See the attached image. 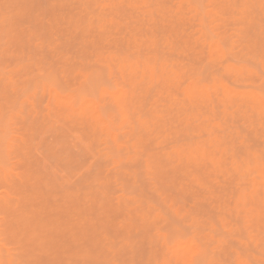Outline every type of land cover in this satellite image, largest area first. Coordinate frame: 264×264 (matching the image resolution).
Returning a JSON list of instances; mask_svg holds the SVG:
<instances>
[{
	"label": "rangeland",
	"instance_id": "rangeland-1",
	"mask_svg": "<svg viewBox=\"0 0 264 264\" xmlns=\"http://www.w3.org/2000/svg\"><path fill=\"white\" fill-rule=\"evenodd\" d=\"M6 1H8V0H6ZM9 1H8L9 3L8 2L5 3L4 0H0V14H3L4 13L3 15H0V30L2 29L0 31V34H2V33L4 34V35H0V39L2 38V39L5 40V43L4 42H0V54H1V56H0V202H1L0 203V259H3L0 262V264H15V263L16 264H51V263H53V261H54L53 264H55V263H57V264H72V263L78 264L79 261H80L79 264H88V263L89 264H93V262L95 264H98L99 261L101 262V264H237L239 261L242 262L241 264H264V255H263L264 254V202H263L264 201V196L263 197H260V196L263 195L262 194V191H263V185H262L263 182L262 181H264V132H263L264 131V126H261V125H264V115H262L263 113L259 112V110L254 109L253 103L251 102L252 100L250 99L251 96H248V94L250 93V90L251 91H257V92H260L262 94H263V90H264V59H263L264 58V29H262L264 27V0H224V3L221 2L222 0H205V1L200 0L201 2H199V3H198L199 0H194V1L193 0H174V1L173 0L172 1L171 0H168V1L167 0H160V1H162V4H161V2L159 3L158 0H143V1L142 0H130V1L129 0H125V1H123V0H121V1L120 0H114V1L113 0H103V2H101L102 0H100V1H98L96 3V4H98L101 7L100 9H98V5L96 6V4H95V2L97 0H91L90 1V4H91V8L93 9V12H94V13L91 12L92 11V9H91L90 12H91L92 16H90L91 15L90 12H89L90 9L89 8L87 9V7H90V5L89 6L86 5V7L84 6V4L86 2H87L86 4H89V0L88 1L85 0L86 2L83 3V5H82V0H81V2L79 0V2H77L75 4H74V2L72 4V0H71L70 1L71 2V5L68 4V1L67 2H64V4H63V2H61V1H66V0H61L60 1L61 3L58 1L59 4H63V6L61 5V7L63 8V13H62V9H60L59 6H57V8H56V5H54L55 3H57V2H54L56 0H54V1L51 0V1L54 2L53 4H51L52 2H50V4L52 5V7L55 6L54 7L55 10L53 12H52V9H51L52 7L50 8V6H51L49 4V1L50 0L49 1H47V0H32L33 5H32L31 0H25V3H24V0H23L22 5L23 6L26 5V6H24L25 7L24 8L21 5L22 8H23L22 11H25V9L27 7V9L29 11L28 10H26V11L28 13L30 12L31 15L28 14L26 11L24 12V14H23L22 11H20V8H21L20 4H21L22 1H20V0L17 1L16 0L18 3L15 2L14 0H9ZM73 1H75V0H73ZM126 1H129V4H128V2L126 3ZM135 1H137V2H135ZM155 1H157V2H155ZM99 2H100V4H99ZM123 2H125V3H123ZM170 2H171V4H169ZM4 3H5V5L6 4L8 5L10 3H11V5L13 4L12 6L8 5L9 7L7 5L5 6V7H8V9H10V11L9 10L8 11L5 10L6 8L4 7ZM16 3L20 7H18L16 5ZM30 3H31V5H30ZM58 3H57V5H58ZM79 3H81L80 5L83 6V8L79 5V6H77V11H76V9H74L75 8L74 6L77 5V4H79ZM113 3H115V5H112ZM197 3H198V6H201V8L197 6ZM215 3H216V5L214 6ZM1 4L3 5L2 8H1ZM116 4L118 6H120V7H118ZM172 4L173 5L175 4L174 7L172 6ZM208 4H210V5L212 4V6L211 7H207ZM130 5L132 6V8L130 7ZM202 5H204V6H202ZM218 5H219L220 8L222 6V8L224 9V11H223V9H222L221 12L220 11H217L216 12V10H213ZM242 5H244L246 7V10H245L244 15L247 18L249 17L250 19H253V25L250 26L251 28L248 27V26H245V25L240 24V20H238L239 15H237L238 14L237 11L236 12L234 11L235 13H233V11H230L229 12V9L230 8H233L234 6H242ZM70 6H72L74 8H72ZM116 6L118 7V9H117ZM125 6L126 7H129L130 10H128V8L122 9L123 7L125 8ZM140 6L143 8V11L141 10L142 8ZM146 6H147V8H145ZM178 6L180 7L179 8L180 10H178ZM225 6H226V8H225ZM228 6H230V7H228ZM65 7L66 8L68 7V8L66 9ZM189 7H195V8L198 7L200 9L197 8L198 10H190ZM251 7H252V9H251ZM261 7H263V8L261 9ZM34 8L36 9V11H34L35 10ZM58 8L60 9L61 14H59L60 12H58L59 11ZM69 8L73 9L74 11L71 10V12H70V10H69V12H68V9ZM156 8H158V10ZM17 9H18V11H17ZM30 9H31L32 12L30 11ZM78 9H80V10L82 9V11H80ZM121 9H122V11L124 13L122 11H120ZM131 9H133V11H131ZM144 9H145V11H148V12H145ZM159 9H160V12H159ZM66 10H67V12H65ZM100 10L102 11V13H101ZM138 10H140V11H138ZM154 10L157 13H155ZM164 10H165V13H164ZM173 10H174V12L171 13V11H173ZM1 11H3V12H1ZM47 11L48 12L50 11V13H48ZM72 11L74 12V14H72L73 13ZM134 11H136V12L138 11L141 14V17L138 16L139 15L138 12L136 13ZM150 11H152V12H150ZM190 11H191V13H190ZM250 11H251V13L249 14ZM11 12H13V13H11ZM15 12H16V16L19 14L18 17L14 16L15 15ZM17 12H19V13H17ZM54 12H55V14H53ZM56 12H57V14H56ZM82 12H84V13L81 14ZM97 12L98 13L99 12L101 13V14L99 13L100 14V18H99V15H98ZM107 12H111L110 16L108 15L109 13H107ZM112 12L115 15L112 14ZM167 12H168V14H167ZM6 13H7L8 17L6 15ZM20 13L22 14V16L20 15ZM35 13H37V14H35ZM38 13H39V16H38ZM43 13H44V15H43ZM47 13L50 16L47 17L46 16ZM67 13H69L68 16L66 15ZM76 13L79 14L80 17L78 15H76ZM129 13H131L134 16V18H133L134 22H133L132 17H131L132 15L129 14ZM152 13H154L155 16H152V15H154ZM162 13H164V14H162ZM226 13H228L227 14L228 16L226 15ZM255 13H256V15H255ZM102 14H104V15H102ZM143 14H145L147 17L145 15L143 16ZM235 14H236V16H233ZM35 15L38 16V19H36V21H35V18H33ZM52 15H57L59 17H57V16H54L53 17ZM61 15H65V16L62 17ZM94 15H95V17H94ZM113 15L116 16V18L115 17L113 18ZM163 15H165V18H164ZM174 15H175V17H174ZM5 16L7 18L6 20L3 19V18H5ZM26 16H29L28 17V19L30 18L29 19V22H28ZM42 16H44V17L42 18ZM45 16L47 17V19H49V17L51 18V16H52L54 18L53 19L54 21H52L51 19H49V20L52 21L53 23L51 22V24H50L49 20L47 21V19H46ZM74 16L76 17V19L77 18L78 19L80 18L79 20H83L84 19V18L81 19V16L85 17L84 22L83 21H78V19L76 21L77 25L78 26L80 25L82 27L81 29H79L80 26L77 27V25L75 23V20L76 19L72 20V22L74 21L73 23L71 22V19L72 18H75ZM96 16L99 19L96 18ZM125 16H127V20H126ZM184 16H186L187 18H185ZM206 16H208V17H206ZM256 16H258V18ZM11 17H13L14 20ZM56 17L58 19H56ZM60 17H62V20L59 19ZM64 17L65 18L66 17H68V18L71 17V19L69 18V20L66 18L69 21L68 23L71 22L70 23V26L68 25V23H67L66 20L64 21V19H63ZM93 17H94V19H93ZM117 17L119 19L118 21L116 20ZM139 17L141 19H139ZM156 17L158 18L157 20H156ZM183 17L185 18V20H183L184 19ZM260 17H261V19H260ZM19 18H20V20H19ZM22 18L23 19L25 18V19L23 20ZM150 18H152V19L149 22L148 19H150ZM159 18L162 19L161 20L162 22L160 21ZM168 18H169V20H168ZM179 18H181V19L183 18L182 19L183 22H181L178 25V21L180 22V19ZM11 19H12V21H11L12 23H8V21L10 22ZM39 19H42V21L40 22ZM144 19H145V21H144ZM153 19H154V22L152 21ZM259 19L261 21H259ZM112 20H114V21H112ZM120 20H123L124 22L123 21H120ZM163 20H164V22H163ZM167 20H168V23L167 22L165 23V21H167ZM6 21H7V25H6ZM55 21H57V22L59 21V23H60L59 26L61 28L64 26L63 29H61V28L58 29V32H57L56 29L59 26H57V24H56ZM85 21H87V22H85ZM97 21L99 22V25H100V23L102 24L100 26L102 29L97 24L98 23ZM135 21L138 22V23L140 22V23L138 24ZM171 21H172V23H171ZM236 21H238V22H236ZM22 22H23V24H22ZM64 22L67 23V25H68L67 27H66V25H65ZM79 22H82V23H79ZM88 22H89V25L86 24ZM113 22L114 23L116 22V24H114ZM131 22H133V23H131ZM145 22H148V23L146 24ZM201 22H203L202 25H201ZM14 23H18L20 29H18V28L16 29V27H18V24H14ZM25 23H26V26H24ZM27 23H29L30 26ZM152 23H155V24L152 25ZM157 23H159V26L160 27L157 25V27H159V29H157V31L155 32V30H156L155 28H157L156 27V24ZM176 23H177V25H176ZM192 23L195 24L194 26H196V24H197V26L194 28L192 26L193 25ZM39 24H41V25H39ZM52 24H53V26H52ZM149 24H151L152 26L151 27L150 26H147ZM162 24H164V25H162ZM188 24L189 25L191 24V25L189 26ZM227 24H229L230 27L227 26ZM8 25L9 26L11 25V27H14L15 30L14 29L12 30L11 27L7 28ZM21 25H23V26H21ZM54 25L57 28H55ZM61 25H63V26H61ZM73 25L76 26V28L74 27V29H73L72 28ZM84 25H85V27H84ZM103 25H105V26H103ZM108 25H109V28H108ZM111 25L113 26V28L111 27ZM121 25H123V26L120 27V28L121 29L123 28L127 32V34H125L126 32L123 29H122V31L119 29L120 32L117 31L118 28H119V26H121ZM140 25H142V26H140ZM180 25L182 26V28H180L178 30L177 26L180 27ZM184 25H186V26H184ZM239 25L242 26V29H241V27ZM41 26H42V30H41ZM50 26L53 29L55 28L54 29L55 31L53 29L51 31V27ZM91 26H92V28H90ZM124 26H125L126 29L124 28ZM170 26H171V29L169 30V32H172L173 34H175V35H173L174 37L177 36V38H175V39L178 40L179 37H182V39L180 38V40H178V42H177V40L172 42V38H171L172 35H170V33L167 32V30L170 28ZM187 26H189V27H187ZM23 27H24V30L21 29ZM25 27L26 28L31 27V28H29V30H27ZM68 27H71L73 30L69 31V29H71V28L68 29ZM83 27L84 28H86V27L88 28L86 30V31H88V33H86V36L88 34L87 37L84 35L85 33L82 32V31H85ZM110 27L112 29H110ZM142 27H145V28H142ZM166 27L167 28L169 27V28L166 30L165 29ZM185 27H186V30H185ZM192 27H193V29H192ZM203 27H204V29H203ZM96 28L97 29L100 28V30L98 29V32L100 31L99 32L100 33L99 37L100 36L102 37V38L101 37L100 38L98 37L97 40H96V37H97L96 35H98L97 34L98 32H97ZM129 28H131V29L134 28V31L131 30V29L129 30ZM254 28L255 29L257 28V29L255 30ZM43 29H44V31H43ZM75 29H76V31H75ZM77 29H79V30L77 31ZM90 29H92V30H90ZM138 29L139 30L141 29L140 32L138 33V35L137 34L134 35V33H137V32H135V30L138 31ZM149 29L150 30L152 29L151 32H150ZM164 29H165V32H164L165 35L163 34ZM172 29H173L174 32L171 31ZM206 29L209 32H207ZM237 29H238V32H236ZM6 30H9V31H6ZM45 30L46 31L49 30L53 34H51L49 31H48L49 32L48 33ZM60 30H62L61 33L63 31H65V33L67 31H69V32H67L66 33L67 36H65V33H62V35H61ZM93 30H95L97 33H93V32H95ZM107 30H108V32H111V31L114 30L113 31L114 33L111 32L112 34L111 33L108 34ZM146 30H147V33H146ZM180 30H182V31L180 32ZM4 31H6L7 34H5L6 32L4 33ZM24 31H25V33L28 32V34L30 32L29 35L31 37H29L28 34L22 33ZM53 31L55 33L57 32L58 34L59 33L60 34L57 35ZM79 31L82 32V33H80ZM177 31L180 34H182V35L179 34L180 36H178L177 35L178 34ZM231 31L234 32V33H232ZM248 31H250L251 33L248 32ZM14 32H17V33H14ZM32 32H33V34H31ZM44 32H46V33H44ZM103 32H104V35L102 36L101 34H103ZM115 32L118 35L115 36ZM122 32L125 35L124 37H123L122 34H120ZM143 32H145L144 35H143ZM8 33H9L8 38H10V36L13 34V36H11V37L15 41L12 38H11L12 40H10V39L8 40L6 38L7 37L6 35H8ZM34 33H37V34L39 33L40 35L39 34L38 35H34ZM69 33L72 36L70 35V37H69ZM157 33L158 34L161 33L162 35H160V37H159V35H157ZM20 34H22L21 35V38H19ZM45 34H46L47 37L49 36L48 39H47L46 36H44ZM54 34L56 36H54ZM76 34H77V36H76ZM107 34L110 35V36H108ZM139 34L141 35V37H140ZM150 34L154 37V39L152 38V36ZM167 34L171 36V37L168 36V38L170 40L167 38ZM202 34L205 36V38H204V36H202ZM14 35H17V36L14 37ZM60 35L62 37H58ZM119 35H120V37H122V40L123 41L120 40ZM129 35H132L131 36L132 38ZM148 35H150V37ZM207 35H209L210 37L212 36L211 38H213V39H211ZM225 35L226 36L228 35V36L225 37ZM242 35H244V36H242ZM3 36H6V37H3ZM89 36H90V38H89ZM91 36H95V37L92 38ZM128 36H129V38H128ZM145 36H146V38H148L147 40H146ZM155 36H157V37H155ZM232 36H234V37H232ZM17 37H18V39H21V41L18 40ZM51 37H53V38L55 37V41L53 39L50 40ZM56 37H58V39ZM77 37L80 38V41H79V39ZM107 37H111V40H113V41H109L110 38L106 39ZM223 37H224V40H223ZM39 38L40 39L42 38L41 39L42 41L45 40V39H47V41L49 40L51 42H47V41L45 42V41H43L44 43H42L41 40L38 41ZM67 38H69V39H67ZM70 38H72V39H70ZM161 38L164 39V40L162 41ZM192 38H193V40H192ZM225 38H226V42H225ZM233 38H235V39H233ZM249 38L251 40H249ZM2 39L0 41H2ZM56 39L57 40H59V39L60 40H63V41H65V43L64 42L62 43V41H60V40L57 41ZM65 39H67V40H65ZM92 39L93 40L95 39V40L93 41ZM116 39H118V40H116ZM165 39H166V41H165ZM215 39L216 40H219L220 46L222 45V47H224L225 45H228L227 47L225 46L226 48L225 47L223 48L225 50V52L227 50L225 57H221V56L219 57V55L216 54L217 51L214 52V50H211L212 49L210 47L211 46L210 44H212L211 43V40H215ZM232 39H233V41H232ZM259 39H261L262 41L259 40ZM190 40L194 44L191 43ZM221 40H223L225 43H222L223 41L221 42ZM82 41L84 43H82ZM86 41H88V42H86ZM115 41L117 42L116 43V46H114L115 43H112V42H115ZM124 41H125V43H124ZM156 41L158 42L157 44H156ZM182 41H183V44H182L183 46L180 44ZM227 41H228V44H227ZM247 41L249 43H247ZM250 41H253V42H250ZM73 42H74V44H72ZM79 42H81L83 45H81V43H79ZM128 42L133 43L132 45L130 44L132 47H134L133 49H130L129 48V45H128L129 43ZM144 42H145V46H144ZM174 42L175 43H178L180 46L177 44V46H178L177 47ZM207 42H208V44H207ZM239 42H241V43H239ZM46 43L48 44L47 45V48L49 46V43H51V45H53V47L50 45L51 47H49L50 49H48L49 52H47V50L44 51V49L46 48ZM66 43H68V44H66ZM96 43H98V44L96 45ZM110 43H111V45H110ZM159 43H161V44H159ZM198 43H200V44H198ZM242 43L244 44L243 47H242V45H243ZM39 44H43L44 45V47H43L44 49L41 48L43 45H39ZM55 44L58 45V47H59V45H61V46L58 49H56V51H52V53H51V48L53 50H54V48H57V46ZM63 44H64V46H63ZM121 44H122V46H121ZM186 44L187 45L188 44L189 45L191 44L192 46L191 45L190 46L188 45V47H187ZM195 44L197 45V47H196ZM202 44H203V46H205V48L203 46H201ZM206 44H207V46H209V45L210 46L206 48ZM91 45H93L94 47H92ZM124 45H126V46L128 45V48L129 49L127 47L126 48L123 47ZM137 45H139V46H137ZM171 45L173 47L175 45L177 47V49L176 48H175L176 50L173 49V47ZM113 46L115 48H113ZM155 46H157L156 48L159 49V50H157L155 48ZM169 46H171L172 51L169 50V49H171ZM64 47L68 49V52L69 53L67 52V49L64 50ZM82 47H84V48H82ZM120 47L122 48V51L121 50L120 51L118 50V48L121 49ZM140 47L141 48L142 47H145V50L147 48H149V47H150V49L153 47V49L155 48L153 50L154 53H153V51L150 52L148 49L146 50L147 51L146 52L144 50V48H143V51L141 49L139 50ZM198 47H199V49L200 48L201 49L198 50ZM92 48H94V49H92ZM95 48L97 50L96 53H93V51L92 52L90 51V50H94V52H95ZM109 48H111V49H109ZM113 49H114V51H115V49H117L118 52H119V54H117L116 51L114 53ZM123 49H128V50L125 51ZM161 49H163V50H161ZM167 49L171 52V53L167 54L169 56L166 55V53H168V50ZM195 49L198 52L195 51ZM82 50H83V52H82ZM84 50H86V52H84ZM165 50H166V52H165ZM205 50L208 53H206V52L204 53ZM62 51L64 53L66 51L68 54H66V53L64 54V53H62ZM87 51L90 52V55L88 54ZM110 51L112 53H110ZM139 51H142V56L140 55V52ZM191 51H194V52H191ZM54 52H56V53H54ZM59 52H60V54H59ZM78 52H79L80 57L83 56V55H85L86 58L83 57L84 58V64L82 62V59L83 58H81V60L78 59L79 58L77 56L78 55ZM97 52H99V53H97ZM134 52L137 53V54H135ZM25 53L30 54V55H27V56H28V58L31 59L32 62L29 59H27V56L25 55ZM86 53L88 55H86ZM151 53H152V55H151ZM159 53H161V54H159ZM163 53L166 56L163 55ZM172 53H173V56L172 55L170 56V54H172ZM192 53L193 54L196 53L195 55H193V57H195V58H193V57L191 58L190 57V55L192 56ZM197 53H198L199 56L197 55ZM21 54H22L23 57L21 56ZM42 54L43 55H46L47 54V55L46 56H43ZM91 54H94V56H96L95 59H94L93 55H91ZM130 54L133 55L134 58H133V56H130ZM182 54H184V56ZM202 54H203V56L206 54V57L208 55V58L207 59L206 58L205 59L200 58V57H203ZM248 54H250V55H248ZM255 54L257 55V57L255 56ZM57 55H59V56H57ZM121 55H123V56H121ZM154 55H155V57H154ZM187 55H189V56H187ZM90 56H91V58H90ZM97 56L98 57L100 56V58H98ZM124 56H126V57H124ZM129 56H130V58H129ZM145 56H146V58H145ZM182 56L183 57H186V58H183ZM259 56H261V57H259ZM21 57H22V59H21ZM24 57H26V58H24ZM153 57L154 58H157V59L159 57V59L162 60V61H163V59L169 61L171 57L172 58L174 57V58L173 59L171 58L170 62H168V64H170L171 61H172L171 65H169V69L171 71L168 72V74L169 73L170 74L169 75L167 74L168 75L167 78H166V76L165 77L162 76L159 73V71H156L157 73L154 76L157 79L155 77L152 78L156 82H154L153 80H152L153 82L150 81V78H148V76H146L147 79L149 80V82H148V80H146V77L145 76L140 77V75L142 73L139 70H141L143 68L144 63L147 60L154 59ZM167 57H168V59H167ZM197 57H199V58L196 61ZM232 57H234V58H232ZM87 58H90V61L91 62L88 61ZM113 58H114V60H113ZM180 58L181 59L183 58L185 60L183 61V59L181 60ZM86 59H87V62H85ZM102 59H103V61H102ZM134 59H135V61H134ZM142 59H143V61H142ZM176 59H177V61H176ZM188 59H190V60H188ZM200 59H202V60H200ZM222 59L223 60L225 59V60L223 61ZM21 60H24V61H21ZM75 60H76V62L77 61L80 62V64H82L81 65L82 67L85 65L86 68H84L85 67L84 66L83 67L84 69L80 70L81 69V68L79 69L80 65H78L79 63L74 62ZM203 60H207V61H203ZM188 61L190 63H192V64H190ZM208 61H210L211 63H209ZM226 61H228L227 63H232L235 66V68L238 69V72H235V74L232 75V76H230V77H228L226 74H224L223 71L220 68L221 65H224V62H225V64H227ZM180 62L183 63V64H181ZM195 62L198 63L199 65L198 64L195 65ZM4 63H5V65H4ZM128 63H129V65H128ZM132 63L133 64L135 63V65H136L135 68H134L135 65H133ZM139 63H141V64L138 65ZM174 63L178 64L179 68L178 67L176 68L177 65L176 64L173 65ZM200 63H201V65H200ZM205 63H208L207 64L208 66L206 65L208 68L205 66V69H207L206 71H204V68H202V67H204V64ZM212 63H213V65H211ZM74 64L76 66H73ZM87 64H88V66H87ZM184 64H185V66H184ZM258 64H259V66H258ZM112 65H113V67H112ZM172 65L175 66V67H171ZM180 65H182L184 67H182ZM210 65H211V67H210ZM246 65H250V66H246ZM29 66H30V68H29ZM104 66H105V68L107 67L105 70H104ZM192 66H194V67H192ZM199 66L201 67V70L199 69ZM129 67H130V69H129ZM255 67H257V68H255ZM258 67H260V68H258ZM75 68L77 70H75ZM175 68L177 69L176 71H174ZM193 68H194V70L196 69L195 70L196 72L195 71H192ZM9 69H10V71H9ZM178 69L180 71H178ZM197 69H198V73H197ZM259 69H260V71H259ZM11 70L13 72H11ZM16 70L18 72H16ZM83 70H84V73H83ZM212 70H214V71H212ZM6 71H8V73ZM23 71H25V73H27L26 76H25V74H24ZM28 71H30V72L28 73ZM91 71H92V73H91ZM127 71H128V73H127ZM191 71L194 72V73H196V74H194V76H193L191 74ZM200 71H202L203 73L200 72ZM205 72H206V74H205ZM217 72L219 73V75L217 74ZM242 72L244 74H242ZM95 73H97V74H95ZM122 73H124V74H122ZM200 73L202 74V76H201ZM251 73H252V75H251ZM11 74L13 76H11ZM91 74H93L92 75L93 77L91 76ZM189 74H191L192 76H190ZM198 74H200V76ZM28 75L29 76L31 75L32 77L34 76L32 81H36V82H33V87L31 86L32 82L29 81L32 77L29 78ZM170 75L173 76V77L171 78ZM174 75L176 77H174ZM181 75H183V76H181ZM205 75H206V77H204ZM207 75H208V77H207ZM214 75H216L217 78ZM245 75H246V79H245ZM89 76L92 77V78H90V79H92L91 80V83H90V80H88ZM136 76H138L137 80H136ZM158 76H160L162 79H158ZM169 76H170V78H169ZM78 77L80 79H78ZM126 77H127V79H126ZM193 77H195V78L200 77L202 79L204 78L203 81L206 79V82L204 81L205 84H206V88H204V92H206L205 93L206 95L208 94L207 96L205 94L202 96L199 91H198V93H200V95H198V93L196 94L195 91H192V92H194V93H192V92H190L192 89H187L186 88L187 85L185 84L186 85L185 86L183 84V83H186L185 80H187V83L189 84V82L192 79H194ZM239 77L240 78L242 77L241 78L242 80ZM6 78H7V80H6ZM27 78L29 80H27ZM34 78H36V79L38 78V79L35 80ZM112 78H113V80H112ZM139 78H140V81H138ZM174 78H177V79H175L176 81L174 80ZM187 78L188 79L191 78L189 80V82H188V79ZM13 79H14V81H13ZM53 79L54 80L57 79V82L58 83H60V82H62V83L58 84L56 82V80H55V82L52 81ZM165 79H167V80H165ZM217 79H219L218 82L219 81L220 82L222 81V84L223 85L226 84L229 87V90H226V89L222 88V86H221L222 84L221 85H218L220 83H217ZM38 80H39V82L37 83ZM128 80H129V82H128ZM180 80H181L182 83L180 82ZM208 80H211V81L208 82ZM229 80H230V82H228ZM26 81L27 82H30V84L27 83ZM40 81H41V83H40ZM79 81L82 82V83H87L86 81H88V83L85 84L87 88L85 87L84 84L80 83ZM92 81H95V83L94 82L92 83ZM169 81L171 82V84L168 83ZM213 81H215V82H213ZM9 82H10V84H8ZM45 82L48 85V87L45 84ZM105 82L107 83V85H106ZM110 82H112V83H110ZM121 82H122V85H120ZM174 82H175V84L173 85ZM42 83H44V84L42 85ZM139 83H142V86L143 85L144 86L143 87L142 86L140 87L139 85H141V84H139ZM159 83H161V84H159ZM210 83H211V85H210ZM215 83H216V86L217 85L219 87L221 86L222 89L220 90V88L217 87V89H219V90H216V88H214ZM24 84H26V85H24ZM77 84H79V86H80V84H82V86L83 85L84 86L83 87L82 86L79 87ZM88 84H93V85H90V87H89ZM110 84H112V85L109 88L108 85H110ZM124 84H126L125 86H127V87L123 86ZM131 84L133 86H131ZM240 84L242 85V87H241ZM15 85H16V87H17L18 90L16 89V87H14ZM36 85H37V87L39 89L36 87ZM135 85H136V87H135ZM176 85L178 87H176ZM181 85L184 86V88H185L186 91L184 90L183 87H181L183 89L180 88ZM208 85H209V87H208ZM27 86H29V87H27ZM93 86L94 87L96 86V87L93 88ZM99 86H100V88H98ZM137 86L139 88H141V89L137 88ZM168 86L169 87L171 86V87L169 88ZM246 86H247V88H246ZM56 87H57V89H56ZM58 87H60L59 88L60 90L58 89ZM62 87H63V89H62ZM145 87L147 89H145ZM162 87L164 89H167V90H163ZM172 87H173L174 90L177 88L175 92L172 89ZM252 87H254V88H252ZM5 88L6 89L8 88L10 91L9 90H6ZM79 88H80V90H79ZM178 88H180V89H178ZM21 89H23L24 91L27 89V91L22 92L23 90L21 91ZM48 89H49V91H48ZM52 89H54L56 91V93H58L57 95H60L62 97H60V98L58 97L59 98L58 99L55 91L52 90ZM77 89H78V91H77ZM169 89H172L173 91L171 92V90H169ZM30 90H32V91H30ZM74 90L78 92V93L75 92L76 95L74 93H72V92H74ZM81 90H83V91H81ZM85 90H86V92H85ZM97 90H98V92H96ZM131 90H133V91H131ZM135 90H137L139 94L136 93V92H134ZM143 90H144V97H147V96L150 95L148 97L150 100L148 99V101H147V98H143V100H142V97H143V92L142 91ZM153 90H155V92ZM179 90H180V92H179ZM260 90H262V92ZM15 91H18V92H15ZM117 91H119L118 94H117ZM162 91L163 92L165 91V93H164L165 96L162 94L163 93ZM216 91H217V93H216ZM232 91H233V94H232ZM239 91H243V93L245 95L247 94L246 95L247 97H245V95L243 93H241V96H240L241 98L239 99V96H238L239 95L238 94ZM66 92H67V94H66ZM79 92H81V94ZM149 92H150V94H149ZM16 93L17 94L18 93H21L22 94L20 96L21 99L19 97L15 99V97L17 96ZM25 93L26 94L28 93V94L25 95ZM50 93L52 94L53 98H50V100H49V96L51 97ZM124 93H127V94L124 95ZM140 93L142 94L141 99H139ZM158 93H159V95H158ZM177 93H178V97H177ZM181 93H183V94H181ZM13 94H14V97H13ZM120 94H122V95H120ZM136 94L139 95V96H136ZM152 94H155L154 97H153ZM116 95H118V96H116ZM191 95H193V96L191 97ZM197 95H198V98H197ZM211 95H212V97H211ZM224 95H225V97H224ZM231 95H234V96L231 97ZM242 95H244V96H242ZM18 96H19V94H18ZM22 96H24V97L22 98ZM123 96L125 98H123ZM200 96H202V97H200ZM8 97H10V99H11V100H8V102L9 101L12 102V103L9 102L11 106L6 101V99ZM63 97H64V99H63ZM66 97H67V99H66ZM116 97H117V99H116ZM134 97H136V98H134ZM150 97H152V98H150ZM218 97H220L221 100ZM86 98L89 99V101L91 100L92 102L90 101L89 104L86 103V101H85ZM162 98H165V100L163 101ZM179 98H181V99H179ZM191 98H192V100H191ZM199 98H202V99H199ZM207 98H209V99H207ZM216 98H217V101L215 100ZM127 99H128V101H127ZM131 99H132L133 103H132ZM133 99H135V100H133ZM229 99H231V100H229ZM242 99H244V100H242ZM4 100H5V102H4ZM38 100H39V104H38ZM66 100H67V102H66ZM205 100H211L212 103H214V104H212L211 101H205ZM245 100H247V102ZM14 101H16L17 104ZM89 101L87 100V102H89ZM136 101H138L139 103H136ZM143 101H144V104L142 103ZM194 101H197L198 103L197 102H194ZM26 102H27V104H26ZM134 102H135V104H134ZM149 102H151V103H149ZM206 102H208V105L209 106L207 105ZM241 102H243V103L241 104ZM57 103L60 105L59 107L63 111H61V109H59ZM82 103H84V104H82ZM145 103L146 104L148 103L151 106L150 105L147 106V105H145ZM155 103H157V104H155ZM244 103H245V105H247V108H246V106H244V107L242 106V105H244ZM13 104H14V106L12 107ZM33 104L35 105V107H34ZM109 104H111V105L109 106ZM139 104H141V105H139ZM159 104H161V105L164 104V108H162L163 106L161 107V105H159ZM186 104H187V106H186ZM200 104H201V106L203 105L204 108H202L200 106ZM215 104L218 107H215ZM251 104H252V106H251ZM89 105H90V107L88 108ZM136 105H139V106H136ZM166 105H168L169 107L166 106ZM226 105H228V106H226ZM8 106H10V107H8ZM107 106H109L110 108L107 107ZM123 106H124V108H123ZM129 106H131V107H129ZM176 106H177V108H175ZM206 106L208 107V109L206 108ZM54 107H55V109L58 108L59 110L58 109L55 110ZM91 107H92V109H91ZM126 107H129V109L128 108L126 109ZM145 107H147V108H145ZM155 107H157V108H155ZM183 107H185V109ZM187 107H191V108H188L187 109ZM198 107H201L202 109L199 108V110H198ZM210 107L212 109H210ZM227 107L228 108L229 107H232L231 109H232L233 112H230L231 109H228ZM233 107H235V108L233 109ZM131 108H132V110H135L137 108L136 109L137 111L136 110L135 111L137 113L140 112L142 115H144L146 113L147 114V115H145L146 118H145V116H143V118H141L142 115L140 116V113L137 114L136 112H133L131 110ZM179 108L181 109V111H180ZM205 108H206V111H205ZM87 109H90L91 112H89V110H87ZM106 109L109 110V111H107ZM163 109H164V111H163ZM166 109H168V111ZM235 109H237V110H235ZM244 109H245V111H244ZM74 110H76V111H74ZM94 110H95V113H94ZM102 110H103V112H102ZM152 110H153V112H152ZM186 110L188 112H186ZM196 110H198V112H200L199 113L200 115L197 113ZM253 110H255L256 112L253 111ZM46 111H48V112H46ZM85 111H88L89 113L86 112L87 113L86 114ZM146 111H149L150 112V115H152V117H149L150 115ZM183 111H185V113ZM225 111H226V114H225ZM227 111H228V114H227ZM50 112H51V114H52V112L54 114H56V115L53 114V116H56V117L54 118L52 115L50 116L49 115ZM60 112H61V116H60ZM130 112H132V114ZM176 112H179V113H176ZM190 112L193 113L194 115L190 114ZM203 112H205V113H203ZM247 112H249V113H247ZM63 113H65V114H63ZM104 113L106 115H104ZM217 113H219V114H217ZM231 113H233V115ZM257 113H258V115H257ZM259 113H261V114H259ZM58 114L60 116L59 118H57V115ZM77 114L79 116L81 115L80 117H83L85 119V121H87V122H83L84 120L82 118H80V119H78V121H76L77 120L76 118H78L77 117L78 116ZM167 114H169V115L167 116ZM177 114L179 115V117H178ZM186 114H188L190 117L188 115L186 116ZM201 114H203L204 116L206 114V116L205 117H202ZM44 115L47 116V117H45ZM97 115H98V118L96 117ZM117 115L118 116L120 115V117H117ZM136 115H138V116H136ZM174 115H177V117L174 116ZM195 115H196V118H195ZM211 115H212V117H211ZM260 115H262V116L260 117ZM91 116H93V117H91ZM153 116H155V117H153ZM207 116H210V117H207ZM230 116H231V118H230ZM238 116H239V118H238ZM85 117L86 118L87 117H90L91 120L89 118H87V119H89L90 122L93 121L94 124H95V126L93 124H91ZM225 117L226 118L228 117V119H226ZM249 117H250V120H249ZM256 117H258V118H256ZM66 118L67 119L70 118V121L71 122H67L66 121L67 120ZM170 118H173V120L170 119ZM185 118H187V119H185ZM213 118H214V120H213ZM259 118H261V119H259ZM116 119H117V121H116ZM134 119L136 120V123L134 122L135 121ZM200 119H201V122L203 124L200 122ZM234 119H236V120H234ZM145 120L150 121V122H147ZM169 120H170V122L172 121V122H175V123H172L171 122L172 123L171 124V123L168 122ZM211 120H213V121H211ZM221 120H222V122H221ZM223 120H224V122L227 121V120L228 121L224 124ZM196 121H197V123H196ZM235 121H237V122L234 123ZM74 122H76V127L79 128V131H77V128H76V130H74L75 129ZM80 122H81V125L84 123L86 125V127L89 124H91V126L89 125L87 128H84L83 127V129L81 128L82 130H80V127H81L80 126ZM155 122H158V125H160V126L164 125L165 127H163V126L160 127L159 126V128H161V130H160L158 128V125L156 126L157 123H155ZM160 122H162V123H160ZM176 122L179 123L178 124L179 126L176 124ZM184 122H186V123H184ZM258 122H261V123H258ZM69 123H71V124H69ZM87 123H89V124L87 125ZM130 123L131 124L134 123L136 126L134 124L131 125ZM66 124H67V127L69 126V127H71V129L73 128V130H70V131H72V132H75L76 131L78 133L79 136L76 135V137H74V140H73V136L71 135L72 132L70 133V131L68 129L69 127L67 128L66 127ZM167 124H168L169 127H166ZM170 124H171V126H170ZM174 124L176 126H178V127H176ZM154 125H155V128H154ZM187 126H188V128H187ZM94 127L96 128L95 130L97 131V133L94 130ZM139 127H140V129H139ZM148 127H150V128H148ZM181 127H182V130L184 129L183 134L185 136L188 137L189 134H191L188 137V139L187 138L185 139L184 138L185 136L181 134L182 133L181 132L182 131L181 130ZM184 127L187 128V130ZM202 127H204L205 129L202 128ZM167 128H169V129H167ZM175 128H177V129H175ZM210 128H213V130L212 129L210 130ZM227 128H229V129H227ZM84 129L85 130L90 129V130H93L95 132H93V134H92L91 132L89 133V131L87 130L89 135H87V133L85 131V134L84 135L87 136V137H85L83 135L84 132L83 133L80 132V131H84ZM146 129H147V131H146ZM155 129H156V131H155ZM162 129H163V132H164V134H162L163 137H161L162 136L161 133H163V132H161ZM164 129H165V131H164ZM166 129L169 132L166 131ZM188 129L190 131H188ZM224 129H225V131H224ZM136 130H137V132H136ZM138 130L141 133H139ZM142 130H143V132H142ZM24 131H26V133ZM228 131H229V133H228ZM238 131H239V133H238ZM174 132H176V133H174ZM189 132H191V133H189ZM212 132H214V133H212ZM233 132H234V135H233V139H232V136L231 135L233 134ZM95 133L97 135V138L95 136ZM143 133L144 134L146 133V135L144 136ZM165 133L167 135H165ZM169 133H171V134H169ZM185 133H187V134H185ZM192 133H193V135H192ZM217 133L218 134L220 133V134L217 135ZM230 133H231V135H230ZM25 134L27 136H25ZM74 134L75 133H73V135ZM90 134L91 135H94V137H95V138L92 139L93 142L95 140V146H94V144L91 145V143H93V142H91V139H89V137L91 136ZM180 134H181L182 137L180 138V136H179L180 139L178 138L179 140H175L174 141V139L176 138V135H180ZM214 134H215V136H214ZM173 135L175 136L174 139L172 138ZM258 135H259L260 139H259ZM82 136L85 137V141H84V139H82V140L84 142H87L89 144V146L88 145L87 146H84V145H86V143L84 145L80 144V143H82V140H79V139H81ZM140 136H141V138H140ZM164 136H165V138H164ZM167 136L168 137L170 136L171 138L170 137L168 138ZM192 136H194L196 140ZM218 136L219 137H222V138L219 139ZM129 137H131V138H129ZM155 137L158 139V142H157V139ZM224 137H226V140H228V141H226ZM227 137H228V139H227ZM139 138H140V140H139ZM145 138L147 139L148 142L145 141L146 140ZM182 138L185 139L186 141L188 140L190 142L187 141L185 143V140H184V142L180 143V140ZM236 138H238V139H236ZM222 139H224V140H222ZM88 140H90V142ZM191 140H193L194 142H192ZM232 140H233L234 143L231 142ZM177 141H179V142H177ZM78 143H79V145H78ZM176 143H177V146L175 145ZM183 143H185V144H183ZM193 143L195 145L197 144L196 146L199 145V147H196ZM148 144L150 146L149 149H148ZM150 144L151 145L154 144L153 145V149H152V147H151ZM161 144H162V146H161ZM172 145H173V147H172ZM174 146H176V148ZM231 146H232V148H231ZM85 147H88V148L85 149ZM155 147H156V149H155ZM169 147H170V149H169ZM180 147H181V149H180ZM204 147H206V148H204ZM208 147H212V148L209 149ZM196 148H198V149L200 148V149L198 150ZM234 148H236V149H234ZM88 150L91 151L90 154H89V151ZM109 151L112 152V153H110ZM167 151H169V152H167ZM145 152H146L147 155L145 154ZM182 152H183V155H182ZM190 152L192 153L191 154L192 155L191 157H193V158H191L189 156L190 155L189 154ZM237 152H239V153L241 152L242 155L239 154V153H238L239 156L234 155V154H237ZM247 152H249V153L247 154ZM98 153H99V155H98ZM95 154L97 156H95L96 158L93 160V158H94L93 155H95ZM161 154H164V155H161ZM171 154H172L173 157L171 156ZM121 155H123V156L125 155V157L122 158ZM186 155H188V156H186ZM240 155L243 156V157H240ZM140 156H142L143 160H142V158ZM163 156L166 159L162 158ZM174 156H175V158H174ZM134 157H137V158H134ZM228 157H230V158H228ZM254 157L256 158V160H255ZM198 158H200V160ZM178 159H179V161H178ZM193 159H196V160H193ZM225 159H226V161H225ZM239 159H240V161H239ZM246 159H248V161H246ZM137 160L139 162H136ZM198 160L200 161V163H198ZM204 160L206 162H208L207 165H205L206 162H203ZM131 161H132V163H131ZM149 161H150V163H149ZM171 161H172V163H171ZM174 161H175V163H174ZM187 161H189V162H187ZM253 161L255 162V164L252 163ZM140 162L141 163L143 162L142 163L143 166H141V163ZM190 162H192V164H190ZM193 162H195V163L193 164ZM119 163L121 164V166H120ZM164 163L166 165H164V166L163 165L162 166L159 165V164H164ZM177 163L178 164L181 163L179 165V168H177L178 167V164ZM185 163L191 165V166H189V168L190 167L193 168V169L196 168V170L195 169L192 170L193 172L195 171L196 173L195 174L192 173V171L189 170V168H187L188 165L185 164ZM249 163H251L252 165L249 164ZM1 164H2L3 167L1 166ZM175 164L177 165V167H176ZM197 164H199V166ZM240 164H241V166H240ZM25 165L27 167V170H24V169H26ZM181 165H182V167H181ZM202 165H204V166L202 167ZM228 165H230V166H228ZM255 165H256V167H255ZM23 166H24V168H23ZM168 166H169L170 169L168 168ZM243 166H244V168H243ZM198 167L200 168L201 171H202L201 168H203L204 173L205 172H208V174L207 173L204 174L203 171L201 173H203L204 175L201 174V173H198V171H200V170H198ZM206 167H208V168H206ZM241 167H242V169H241ZM141 168H143V169H141ZM175 168L177 170H175ZM47 169H49V170H47ZM159 169L162 170V172ZM180 169H182L181 172H180ZM208 170H210V171H208ZM23 171H24V173H27V174H24ZM177 171H179V173H181V176L178 173H176V176L177 177L175 176L174 173L177 172ZM78 172H80L81 174L78 173ZM190 172H191L192 175L189 174ZM235 172H238V173H235ZM53 173H54L55 177H54ZM249 173H251V174H249ZM38 174H39V177L36 176L37 179H35V177H33V176L38 175ZM133 174H134V176H133ZM162 174L165 175V176H163ZM27 175L29 176L28 177L29 179L26 177L28 179V182L27 181L25 182L26 178L24 176H27ZM31 175H33V176H31ZM106 175H107V178H106ZM185 175L187 177L189 175V177H188L189 180H186L187 182L185 181V179H186L185 178ZM218 175H220V176L218 177ZM64 176H66V179H65ZM102 176H103L104 182H103V179H101ZM136 176H137V178H136ZM153 176L155 177V179L153 178ZM173 176H174V181H173V178H172ZM244 176H245V178H243ZM248 176H251V179H249ZM255 176H256V178H255ZM8 177H9V179L11 181L8 179ZM14 177H17V179L14 178ZM69 177H70V179L68 180ZM178 177L180 178V180L178 179ZM181 177H182V181H181ZM205 177L206 178L209 177V178L206 179ZM235 177H237V178H235ZM38 178L40 180H38ZM58 178H59V180H58ZM134 178H135V180H133ZM151 178L154 179V180H152ZM163 178H164L165 181L163 180ZM149 179H150V181H149ZM236 179H238L237 182H236ZM155 180H156V182H154ZM166 180H170L171 183H168L170 181H166ZM254 180H255V183L256 184H259V182L261 181L262 184L260 183L259 185H261L262 187L259 186V188H258V185L254 184V183H251V182H254ZM36 181H38L39 184ZM40 181H41V183H40ZM135 181H137L136 184H135ZM175 181H177V182H175ZM179 181H181L182 183L181 182L179 183ZM22 182H24V184L26 186ZM11 183L13 184L14 187H15V185H18V186H16L17 188L16 187L14 188ZM28 183H29V185H28ZM35 183H37V186H36ZM132 183L135 184V185H132ZM149 183H151L152 186H150ZM209 183H211V185H209ZM194 184L196 185V187H195ZM163 185H164V188H163ZM4 186L5 187L8 186L9 188L8 187L5 188ZM122 186L125 187V188H127L128 190L125 189V188L123 189ZM157 186L159 188L160 187L161 188L158 189ZM169 186H170V188H169ZM175 186H177V187H175ZM256 186H257V188H256ZM20 187H23L22 192L24 191V189H25L26 192H28V193H26V192H23L22 193L21 192L22 194L20 193L21 196H24V194L26 193L25 199H26V196H28L27 197L28 199H26V201H24V197H23V201L20 200L21 196H19V194H18L19 191H21L20 190L21 189ZM36 187L37 188H41L42 187V189H40V190L38 189V190L40 192H44L46 195H44L43 193L38 192V190L36 189ZM189 187L190 188H193V190L192 189H189V190L186 189V188H189ZM13 188L16 190L14 193H13V191H14ZM151 188H153L157 192H155V191L152 192V189ZM173 188H175V189H173ZM195 188H196V190H195ZM261 188H262V190L259 193V191H260ZM11 189H13V190L11 191ZM163 189H164V191H162ZM258 189H259V191H258ZM103 190H105V191H103ZM175 190H176V192H175ZM36 191L38 193H40V194H37ZM183 191L186 192L187 194L184 193ZM202 191H204V193H202L203 195L202 194L199 195ZM34 192H36V194ZM76 192H78V193H76ZM107 192L108 193L110 192L111 194L110 193L108 194ZM122 192H124V194H122ZM190 192L191 193H194V194L191 195ZM243 192H244V194H243ZM256 192L259 193V194H257ZM16 193H17V195H16ZM65 193H68L70 195L65 194ZM74 193H75V195H73ZM113 193L114 194L118 193V194L112 196ZM125 193H127L128 195H125ZM129 193H131L132 195L130 194V196H129ZM34 194H35V196H34ZM41 194H42V196L40 197ZM249 194H251V195H249ZM38 195H39V197H38ZM65 195H67V196H65ZM102 195H104V197H102ZM107 195H108V197H107ZM195 195H197V196L194 197ZM258 195H259V197H258ZM46 196H48V198H46ZM62 196H63L64 200H63ZM91 196L92 197L95 196L94 197L95 198V201L93 200L94 198H92ZM105 196H106V198H105ZM122 196L125 197L126 199L125 198H121L120 199V197H122ZM138 196H140V197H138ZM253 196H254V198H253ZM65 197H67V198L69 197L67 201H66L67 198L65 199ZM112 197H113V199H112ZM114 197H115L116 200H114ZM159 197L161 199H159ZM203 197H206V199H204ZM38 198H40V199H38ZM195 198H197L198 200H195ZM12 199H14V200H12ZM15 199L18 200V201H16ZM32 199H33V201H31ZM35 199H37V201H43V199H44V201H45L46 204L49 203V205H45L44 204L45 207H43V208H48V210L50 212L52 211V213L54 214V216H52L53 218L50 216L52 214L50 212H48L47 209H46V212H45L44 209H42V212H39V209L37 210V207L34 206V208H33L32 205H34V204L36 205L38 203L37 201H35ZM47 199L49 200L48 202H46ZM69 199H71V200H69ZM86 199H88V201ZM96 199L99 200V201H97ZM119 199H120V201H119ZM129 199L131 200L130 201L131 202V205H130ZM148 199H149V201H148ZM152 199H153V201H151ZM211 199H214V200H211ZM110 200H111V202H110ZM144 200H145V203H144ZM9 201H10V203H9ZM12 201L13 202L15 201V205H9V204H14ZM27 201H28V203H26ZM44 201L41 202V203H38L36 206L42 207V204L44 203ZM140 201H141V203H140ZM16 202H18V204ZM33 202H34V204H33ZM19 203H21V205H23V206L19 205ZM126 203H128V204H126ZM39 204H41V205H39ZM70 204L72 206H74V207H72ZM75 204H77V205H75ZM87 204H89V205H87ZM92 204H94V205H92ZM157 205H159V206H157ZM25 206H26V208H25ZM65 206L66 207H70V208H66ZM88 206H89V208L91 207L93 210L91 208L89 209ZM123 206L125 207V210H124V207ZM131 206H133V208ZM19 207H21V208H19ZM84 207L85 208H88V209H84ZM94 207L97 208V210ZM126 207H129V208L126 209ZM10 208H11V210H10ZM32 208H33V210H32ZM72 208H75V209L77 208L76 210H78V213H80L79 214L80 217H79V215H78V217L81 220L83 219L81 216H83L84 214H85L83 216L84 218H87L88 216H90V215L92 216L93 215L94 218H93V216L92 217L90 216V218L95 223L92 224L93 222H92V220L90 218H87L88 220L86 219V221L84 223L81 220H80L81 221L80 222L78 219H76L77 218L76 214H78V213L77 212L74 213L75 209L73 210ZM80 208H82V209L80 210ZM118 208H120V210ZM198 208H199V210H198ZM12 209H14L15 211L12 210ZM25 209H26V211H25ZM27 209L30 210L29 213H30L31 218H34V220L32 219L33 221H31V219L28 218L30 216H29V213H28V210ZM131 209H133L132 211L135 210V212L133 213L131 211ZM145 209H147V210H145ZM66 210H68V211L66 212ZM70 210H71V216L72 215L73 216L75 215L74 216L75 217L74 219H73V216L71 217L70 216V213H68ZM79 210H80V212H79ZM88 210H92L93 214L92 213H87ZM95 210H96V212H95ZM129 210L131 212H129ZM13 211L16 212L15 213L16 216L18 215L16 218H14L15 216L14 217L11 216V214H12ZM23 211H24L25 215H24ZM31 211H32V213H31ZM40 211H41V209H40ZM43 211L45 212V214H47V212L50 213V215L47 214V216L49 218L43 213ZM61 211H62V213H61ZM146 211H148V212H146ZM150 211L151 212L153 211V212L151 213ZM6 212H8L9 214L11 213V214L9 215ZM84 212H86V213H84ZM89 212H91V211H89ZM40 213H42V214L39 215ZM59 213L62 215V217L59 216L60 215ZM64 213L66 215L68 214L67 217H69V218H65L66 216L64 215ZM72 213H74V214H72ZM129 213L133 216V218H137V219L134 220V219H132V217H129V216H131ZM33 214H34V216H33ZM35 214H37V215H35ZM101 214L103 215V217H101L102 216ZM149 214H152V215H149ZM259 214H261V215H259ZM13 215H14V213H13ZM136 215H137V217H135ZM191 215H192V217H191ZM43 216L45 218V222L43 221L44 220ZM20 217H21L22 224L20 222ZM40 217H41V219L43 218V220H40L39 219ZM46 217H47V219L50 222H48V220H46ZM50 217H51V219H50ZM125 217H126V219H125ZM166 217L168 219H166ZM26 218L28 219L27 221H26ZM59 218L61 219V222H65L63 220V218H65V220L67 219V220H69L71 222L69 223V221H66L67 223L65 222L64 225H63V223L59 222ZM102 218H104V219H102ZM159 218L161 220H159ZM257 218H259V219H257ZM11 219H14L15 221H16V219H18L17 220L18 223L23 228L20 225L18 227V223H17V226H16V222L14 220L12 221ZM53 219H55V221ZM29 220L31 221L30 222V226L33 225L34 223L37 224V222L39 223V226L37 227L38 224L37 225L34 224L33 227L26 226V224L29 225L28 224ZM37 220H40V221H43V222H40V221H37ZM56 220H58V221H56ZM149 220H150V222H149ZM158 220H159V222H158ZM34 221H36V222H34ZM72 221H73V224L78 223V225H77L78 227L75 225V227H77V228H79V226H81V225L83 226L84 224H87V225H91L92 224V226H89V227L87 225H84L83 227L86 228V229H84L83 227H80V228H82V229H80L82 231H79L76 228L77 229V232L79 231V232H82L85 236H86V234H87L88 237L90 236L89 237L90 239H87V242H86V240H85V238H84L83 235H79L77 233L74 234V232L76 231V229L75 230H72L73 227H74V225L71 224ZM100 221H102V222H100ZM107 221H109V222H107ZM137 221H138V223H137ZM143 221H144V224H142ZM195 221H196V223H195ZM252 221H254V223ZM106 222L108 223L107 225H105ZM246 222H248V224ZM45 223H47V224L45 225ZM51 223H52V227H51ZM54 223H56L57 225H55ZM68 223L71 224V225H69ZM79 223L80 224L82 223V224L79 225ZM101 223L104 226H102ZM146 223H147V225H146ZM58 224L60 226L62 224L61 228H59V225ZM65 224H66L67 228H65ZM41 225H42L43 228L41 227L40 229H38ZM167 225H168L169 228L166 227ZM254 225H255V227H254ZM2 226H4L5 228L2 227ZM70 226H73V227L71 228ZM16 227L19 228V229L17 230ZM25 227L26 228H29V229H24ZM44 227L47 228V229H45L46 231H48V230L49 231L46 232L44 230ZM54 227L55 228L57 227V229L53 230ZM133 227H134V229H133ZM148 227H150V228H148ZM68 228H69V231L66 230ZM3 229H5V230L8 229L7 230L8 232L7 231H3ZM64 229L66 230L65 233H64V234H66V236H64V235L58 236V235H61L62 234L61 233L62 232L61 230L64 231ZM165 229L167 231L168 230L169 231L167 232ZM198 229L199 230L201 229V230L199 231ZM39 230H42V231L39 233V232H37ZM50 230H53V231H50ZM58 230H60V231H58ZM84 230H86V231H84ZM102 230L103 231L105 230L104 232H106V233H104ZM131 230H132V233H131ZM1 231H3L2 234H4V233L7 234V235L4 234L6 237H4V235H1ZM10 231L11 232L14 231L13 232L14 234L10 233ZM19 231H20V233H19ZM21 231H24L25 233L24 232L21 233ZM54 231H55L56 234L57 233L58 234L55 235ZM96 231L99 232V233H97ZM100 231H102V233ZM72 232H73V234H72ZM90 232H91V235H90ZM171 232H172V234H171ZM173 232H174V234H173ZM34 233H37V234H34ZM162 233H163V235H162ZM200 233H202V234H200ZM11 234L14 235V236H12ZM27 234H29L30 236H28ZM50 234H52V235L50 236ZM67 234L78 236L77 239H75V241L76 240L78 241V239H79L80 242L79 241L78 242H75L74 240H72L73 237L72 236H69ZM250 234H251V236H250ZM23 235H25V237H23ZM46 235H48L49 237L46 236ZM93 235H95V236H93ZM206 235H207V237H205ZM76 236H74V237L76 238ZM82 236H83V239H82ZM108 236H109V238H107ZM169 236H171V238H172V239L169 238L170 242L167 241ZM45 237H46V240H50L48 242H50L51 245L48 242H46V243H48L49 245H46V243L44 242L45 241ZM52 237H53V240H52ZM175 237H176V239H175ZM203 237H204V239H203ZM7 238H9L8 241H6ZM22 238H26V239L24 240ZM47 238H49V239H47ZM129 238H130L131 241H128L127 240ZM61 239H62V241H61ZM67 239H68V242H67ZM81 239L84 240V241H82ZM57 240L59 242H57ZM63 240H64V242L65 241L66 242L64 243ZM24 241H25V243H24ZM88 241H89V243H88ZM106 241H108V242H106ZM54 242H55V244H54ZM140 242H142V243H140ZM110 243H112V244H110ZM169 243H171V244H169ZM9 244H10V246H9ZM12 244L14 246H12ZM80 244L82 246H80ZM93 244H94V246H93ZM52 245H56V246H54L55 248L58 247L57 245H59V249L60 250L57 252L56 250H58V249H55ZM75 245L77 247L78 246L79 247H82V249L79 248V249H81V251ZM83 245L86 246L85 247L86 249H83ZM174 245H175V247H177V250L175 249V247H173ZM248 245L251 246V247H253V248L249 247ZM67 246L68 247L70 246L71 249H69ZM62 247H64L65 249H63ZM87 247H90V249L87 248ZM99 248H101V249H99ZM74 249H75V251H74ZM88 249H89V251H88ZM163 249H164V251H163ZM84 250H86V251H84ZM176 251H177V254H176ZM184 251L186 253L188 252L187 255H186V253ZM77 252H79L78 253L79 256H78ZM82 252H83V254H82ZM193 252H195V253H193ZM19 253H20V255H19ZM66 253H68V254H66ZM196 253H198V255ZM205 253H207V254H205ZM247 253L250 255V257H249V255ZM23 254H24V256H23ZM72 254H73V257L71 256ZM115 254L117 255V257H115L116 256ZM166 254H168V255H166ZM25 255H27V257ZM202 255H203V257H202ZM258 255H260V256H258ZM22 256H23V259H21ZM54 256H55V258H54ZM77 256H78V258L80 257L79 260H78ZM10 257L12 258V260H11ZM201 257H202V259H201ZM73 258H76V259H74V260L71 261V259H73ZM244 258L246 259L245 261H244ZM85 259H90L91 261L92 260H94V261H92V262H89L87 260L84 261ZM17 260H19V261H17ZM75 260H77L78 263H76ZM116 260H117V263L115 262Z\"/></svg>",
	"mask_w": 264,
	"mask_h": 264
},
{
	"label": "bare ground",
	"instance_id": "bare-ground-1",
	"mask_svg": "<svg viewBox=\"0 0 264 264\" xmlns=\"http://www.w3.org/2000/svg\"><path fill=\"white\" fill-rule=\"evenodd\" d=\"M4 1H5V3H7L9 0H8V1L4 0ZM14 1L17 2L18 0H17V1L14 0ZM20 1H22L21 4H20V6H21L22 3H23V0H20ZM47 1H49V0H47ZM53 1H54V0H53ZM53 1L50 0V1H49V4H50V2H52L51 4H53L54 2H57V3H58V1L60 2L61 0H56V1H54V2H53ZM67 1H68V4L71 5V2H70L71 0H66V1H61V2H63V4H64V2H67ZM87 1H88V0H87ZM90 1H91V0H89V4H86L87 2H86L85 0H84V1L82 0V5H83V3L86 2V3L84 4L85 7H86V5H87V6L90 5V7H87V9H88V8L90 9L89 12H90L91 9H92V8H91ZM98 1H100V0H97V1L95 2V4H96ZM113 1H114V0H113ZM120 1H121V0H120ZM123 1H125V0H123ZM129 1H130V0H129ZM129 1H126V3L128 2V4H129ZM142 1H143V0H142ZM167 1H168V0H167ZM171 1H172V0H171ZM173 1H174V0H173ZM193 1H194V0H193ZM193 1H192V2H193ZM202 1H205V0H202ZM9 2H10V1H9ZM9 2H8V3H9ZM31 2H32V0H31ZM61 2H60V3H61ZM73 2H74V4H75V3L79 2V0H77V1H76V0H75V1L72 0V4H73ZM80 2H81V0H80ZM101 2H103V0H102ZM105 2H106V1H105ZM117 2H118V1H117ZM135 2H137V1H135ZM155 2H157V1H155ZM158 2H159V3L161 2V4H162V1L158 0ZM196 2H197V1H196ZM199 2H201V1L199 0L198 3H199ZM214 2H215V1H214ZM221 2L224 3V0H222ZM1 3H2V2H1ZM5 3H4V7L7 5V4L5 5ZM11 3H12V2H11ZM11 3L8 4V5L12 6L13 4L11 5ZM17 3H18V2H17ZM17 3H16V5H17L18 7H20ZM24 3H25V0H24ZM57 3H55L54 5H56V8H57V6H59V8L62 9V13H63V8L61 7V5L63 6V4H59V3H58V5H57ZM123 3H125V2H123ZM123 3H122V4H123ZM141 3H142V2H141ZM159 3H158V4H159ZM174 3H175V2H174ZM198 3H197V6H198ZM47 4H48V3H47ZM51 4H50V5H51ZM80 4H81V3H79V4L75 5V6L73 5L75 8L72 7V6H70V7L76 9V11H77V6H79ZM99 4H100V2H99ZM120 4H121V3H120ZM149 4H150V3H149ZM153 4H154V3H153ZM158 4H157V5H158ZM161 4H160V5H161ZM169 4H171V2H170ZM217 4H218V3H217ZM8 5H7V6H8ZM30 5H31V3H30ZM32 5H33V2H32ZM50 5H49V6H50ZM66 5H67V4H66ZM97 5H98V4H96V6H97ZM112 5H115V3H113ZM116 5H117V4H116ZM155 5H156V4H155ZM174 5H175V4H174ZM174 5L172 4L173 7H174ZM183 5H184V4H183ZM185 5H186V4H185ZM195 5H196V4H195ZM215 5H216V3L214 4V6H215ZM2 6H3V5L1 4V8H2ZM14 6H15V5H14ZM17 6H16V7H17ZM22 6H23V5H22ZM22 6H21V8H22ZM24 6H26V5H24ZM24 6H23V7H24ZM80 6H81V5H80ZM110 6H111V5H110ZM117 6H118V5H117ZM117 6H116V7H117ZM144 6H145V5H144ZM149 6H150V5H149ZM161 6H162V5H161ZM170 6H171V5H170ZM186 6H187V5H186ZM186 6H185V7H186ZM202 6H204V5H202ZM211 6H212V4H211V5H210V4L207 5V7H211ZM223 6H224V5H223ZM226 6H227V5H226ZM226 6H225V8H226ZM254 6H255V5H254ZM4 7H3V8H4ZM8 7H9V6H8ZM8 7H5V8H6L5 10H7V11L9 10V11H10V9H8ZM30 7H31V6H30ZM36 7H37V6H36ZM39 7H40V6H39ZM39 7H38V8H39ZM47 7H48V6H47ZM51 7H52V5L50 6V8H51ZM54 7H55V6H54ZM54 7L51 8V9H52V12L55 10ZM81 7L83 8V6H81ZM108 7H109V6H108ZM118 7H120V6H118ZM118 7H117V9H118ZM130 7L132 8L131 5H130ZM140 7H141V6H140ZM182 7H183V6H182ZM198 7L201 8V6H198ZM198 7H197V8H198ZM228 7H230V6H228ZM248 7H249V6H248ZM14 8H15V7H14ZM21 8H20V11L23 10V8H22V9H21ZM24 8H25V7H24ZM31 8H32V7H31ZM59 8H58V9H59ZM65 8H66V7H65ZM65 8H64V9H65ZM67 8H68V7H67ZM67 8H66V9H67ZM100 8H101V7L98 5V9H100ZM121 8H122V7H121ZM126 8H128V10H130L129 7H126V6H125V8L123 7L122 9H126ZM141 8H142V7H141ZM141 8H140V9H141ZM145 8H147V6H146ZM152 8H153V7H152ZM179 8H180V7L178 6V10H180ZM197 8H195V7H189L190 10H198V9H200V8H198V9H197ZM249 8H250V7H249ZM262 8H263V7H261V9H262ZM15 9H16V8H15ZM15 9H14V10H15ZM18 9H19V8H18ZM18 9H17V11H18ZM34 9H35V8H34ZM60 9H59L58 12H60ZM85 9H86V8H85ZM122 9H121L120 11H122ZM156 9L158 10V8H156ZM204 9H205V8H204ZM222 9H223L222 6H221V8H220L219 5H218V6H216L213 10H216V12H217V11H220V12H221ZM228 9H229V8H228ZM251 9H252V7H251ZM2 10H3V9H2ZM26 10H28L27 7H26L25 11H26ZM69 10H70V12H71V10H73V9L69 8V9H68V12H69ZM78 10H80V9H78ZM109 10H110V9H109ZM134 10H135V9H134ZM141 10L143 11V8H142ZM184 10H185V9H184ZM184 10H183V11H184ZM245 10H246V7H245L244 5H242V6H234L233 8H230V9H229V12H230V11H233V13H235V12L237 11L238 14H237V13H236V14L239 15V17H238V16H237V17H238V20H240V24L250 27L251 25H253V19H250L249 17L247 18V17L244 15ZM249 10H250V9H249ZM11 11H12V10H11ZM15 11H16V10H15ZM25 11H22L23 14H24ZM28 11H29V10H28ZM30 11H31V9H30ZM34 11H36V9H35ZM39 11H40V10H39ZM56 11H57V10H56ZM73 11H74V10H73ZM73 11H72V12H73ZM80 11H82V9H81ZM100 11H101V10H100ZM131 11H133V9H131ZM138 11H140V10H138ZM138 11H137V12H138ZM144 11H145V9H144ZM206 11H207V10H206ZM208 11H209V10H208ZM223 11H224V9H223ZM234 11H235V12H234ZM1 12H3V11H1ZM26 12H27V11H26ZM31 12H32V11H31ZM47 12H48V11H47ZM52 12H51V13H52ZM65 12H67V10H66ZM91 12H93V9H92ZM91 12H90V14H91ZM122 12H123V11H122ZM125 12H126V11H125ZM134 12H136V11H134ZM137 12H136V13H137ZM145 12H148V11H145ZM150 12H152V11H150ZM154 12H155V10H154ZM159 12H160V9H159ZM172 12H174V10L171 11V13H172ZM177 12H178V11H177ZM201 12H202V11H201ZM216 12H215V13H216ZM11 13H13V12H11ZM17 13H19V12H17ZM27 13H28V12H27ZM48 13H50V11H49ZM48 13L46 14L47 17L50 16V15H48ZM77 13H78V12H77ZM77 13H76V15L79 16V14H77ZM83 13H84V12H82L81 14H83ZM93 13H94V12H93ZM97 13H98V12H97ZM99 13H100V12H99ZM99 13H98V15H99V18H100V14L102 13V11H101L100 14H99ZM107 13H109L108 15L110 16L111 12H107ZM123 13H124V12H123ZM126 13H127V12H126ZM138 13H139V12H138ZM141 13H142V12H141ZM143 13H144V12H143ZM155 13H157V12H155ZM164 13H165V10H164ZM164 13H162V14H164ZM190 13H191V11H190ZM209 13H210V12H209ZM211 13H212V12H211ZM222 13H223V12H222ZM246 13H247V12H246ZM250 13H251V11L249 12V14H250ZM261 13H262V12H261ZM3 14H4V13H3ZM3 14H0V15H3ZM8 14H9V13H8ZM28 14H30V12H29ZM35 14H37V13H35ZM53 14H55V12H54ZM56 14H57V12H56ZM59 14H61V12H60ZM59 14H58V15H59ZM72 14H74V12H73ZM112 14H114V13L112 12ZM129 14H131V13H129ZM150 14H151V13H150ZM150 14H149V15H150ZM152 14H154V13H152ZM167 14H168V12H167ZM177 14H178V13H177ZM227 14H228V13H226V15H227ZM236 14L233 15V16H236ZM6 15H7V13H6ZM20 15L22 16L21 13H20ZM25 15H26V14H25ZM30 15H31V14H30ZM33 15H34V14H33ZM43 15H44V13H43ZM66 15L68 16L69 13H67ZM84 15H85V14H84ZM84 15H83V16H84ZM98 15H97V16H98ZM102 15H104V14H102ZM114 15H115V14H114ZM114 15H113V18H114V17L116 18V16H114ZM117 15H118V14H117ZM131 15H132V14H131ZM131 15H130V16H131ZM144 15H145V14H143V16H144ZM158 15H159V14H158ZM216 15H217V14H216ZM221 15H222V14H221ZM255 15H256V13H255ZM14 16H16V12H15V15H14ZM18 16H19V14H18L16 17H18ZM23 16H24V15H23ZM35 16H36L37 18H36ZM35 16H34V17L32 16V17L35 18V21H36V19H38L39 13H38V16H37V15H35ZM40 16H41V15H40ZM46 16H45V17H46ZM52 16L54 17V16H57V15H52ZM52 16H51V18L49 17V19H51L52 21H54V20H53L54 18H53ZM59 16H60V15H59ZM59 16H57V17H59ZM61 16L63 17V16H65V15H61ZM72 16H73V15H72ZM83 16H81V19H83V18H84V19H83V20H79L80 18H79V19L77 18L78 21H83V22H84L85 17H83ZM90 16H92V14H91ZM97 16H96V18H98ZM105 16H106V15H105ZM138 16L141 17V14L139 13ZM138 16H137V17H138ZM145 16H146V15H145ZM152 16H155V14L152 15ZM163 16H164V18H165V15H163ZM166 16H167V15H166ZM188 16H189V15H188ZM227 16H228V15H227ZM248 16H249V15H248ZM262 16H263V15H262ZM7 17H8V15H7ZM24 17H25V16H24ZM26 17H27V20H28V22H29V19H30V18L28 19L29 16H26ZM43 17H44V16H42V18H43ZM47 17H46V19H47ZM57 17H56V19H58ZM62 17H60L59 19L62 20ZM74 17H75V16H74ZM79 17H80V16H79ZM94 17H95V15H94ZM94 17H93V19H94ZM107 17H108V16H107ZM131 17H132V20H133L134 16L132 15ZM137 17H136V18H137ZM140 17H139V19H141ZM146 17H147V16H146ZM150 17H151V16H150ZM167 17H168V16H167ZM174 17H175V15H174ZM174 17H173V18H174ZM184 17L187 18L186 16H184ZM184 17H183V18H184ZM206 17H208V16H206ZM211 17H212V16H211ZM237 17H236V18H237ZM256 17L258 18V16H256ZM1 18H2V17H1ZM11 18L13 19V17H11ZM66 18H67L68 20H69V18L71 19V17H69V18L66 17ZM66 18L64 17L63 19H64V21L66 20L67 23H68L69 21H68ZM99 18H98V19H99ZM108 18H109V17H108ZM110 18H111V17H110ZM125 18H126V20H127V16H125ZM154 18H155V17H154ZM183 18H182V19H183ZM185 18H184L183 20H185ZM188 18H189V17H188ZM191 18H192V17H191ZM193 18H194V17H193ZM212 18H213V17H212ZM214 18H215V17H214ZM226 18H227V17H226ZM234 18H235V17H234ZM234 18H233V19H234ZM3 19L6 20V19H7L6 16H5V18H3ZM9 19H10V18H9ZM12 19L10 20V22L8 21V23H12V22H11ZM22 19H23V18H22ZM24 19H25V18H24ZM24 19H23V20H24ZM49 19H47V21H48ZM74 19H76V17H75V18H72V19H71V22H72V20H74ZM77 19L75 20V23H76ZM101 19H102V18H101ZM106 19H107V18H106ZM130 19H131V18H130ZM142 19H143V18H142ZM151 19H152V18L148 19L149 22H150ZM157 19H158V18L156 17V20H157ZM159 19H160V18H159ZM175 19H176V18H175ZM179 19H180V22L178 21V25H179L181 22H183V20H182L181 18H179ZM179 19H178V20H179ZM260 19H261V17H260ZM260 19H259V21H261ZM13 20H14V19H13ZM15 20H16V19H15ZM17 20H18V19H17ZM19 20H20V18H19ZM39 20H40V22L42 21V19H39ZM43 20H44V19H43ZM61 20H60V21H61ZM95 20H96V19H95ZM114 20H115V19H114ZM114 20H112V21H114ZM116 20H117V21L119 20L118 17H117ZM156 20H155V21H156ZM161 20H162V19H160V21H161ZM165 20H166V19H165ZM168 20H169V18H168ZM168 20L165 21V23H166V22L168 23ZM186 20H187V19H186ZM188 20H189V19H188ZM194 20H195V19H194ZM52 21L49 20L50 24H51ZM120 21H123V20H120ZM120 21H119V22H120ZM137 21H138V20H137ZM144 21H145V19H144ZM152 21L154 22V19H153ZM195 21H196V20H195ZM234 21H235V20H234ZM254 21H255V20H254ZM13 22H14V21H13ZM17 22H18V21H17ZM20 22H21V21H20ZM25 22H26V21H25ZM31 22H32V21H31ZM55 22H56L57 26H59V24H60L59 21H58V22L55 21ZM71 22H70V23H71ZM73 22H74V21H73ZM73 22H72V23H73ZM85 22H87V21H85ZM97 22H98V21H97ZM123 22H124V21H123ZM127 22H128V21H127ZM133 22H134V20H133ZM133 22H131V23H133ZM135 22H136V21H135ZM141 22H142V21H141ZM161 22H162V21H161ZM163 22H164V20H163ZM185 22H186V21H185ZM236 22H238V21H236ZM37 23H38V22H37ZM52 23H53V22H52ZM64 23H65V22H64ZM64 23H63V24H64ZM67 23H65L66 27H67L68 25L70 26V23H68V25H67ZM75 23H74V24H75ZM79 23H82V22H79ZM113 23H114V22H113ZM129 23H130V22H129ZM136 23H138V22H136ZM139 23H140V22H139ZM139 23H138V24H139ZM145 23L147 24L148 22H145ZM165 23H164V24H165ZM171 23H172V21H171ZM171 23H170V24H171ZM186 23H187V22H186ZM202 23H203V22H201V25H202ZM14 24H18V23H14ZM14 24H13V25H14ZM22 24H23V22H22ZM27 24H29V23H27ZM41 24H42V23H41ZM41 24H39V25H41ZM61 24H62V23H61ZM86 24L89 25V22L86 23ZM97 24L99 25V22H98ZM114 24H116V22H115ZM119 24H120V23H119ZM154 24H155V23H152V25H154ZM160 24H161V23H160ZM164 24H162V25H164ZM170 24H169V25H170ZM184 24H185V23H184ZM192 24H193L192 26H193L194 28L197 26V24H196V26H194V25H195L194 23H192ZM256 24H257V23H256ZM259 24H260V23H259ZM261 24H262V23H261ZM6 25H7V21H6ZM11 25H12V24H11ZM11 25H10V26L8 25L7 28L11 27ZM76 25H77V23H76ZM88 25H87V26H88ZM91 25H92V24H91ZM101 25H102V24L100 23L99 27H100ZM117 25H118V24H117ZM125 25H126V24H125ZM152 25L149 24V25H147V26H150V27H151ZM157 25L159 26V23L156 24V27H157ZM167 25H168V24H167ZM167 25H166V26H167ZM176 25H177V23H176ZM176 25H175V26H176ZM186 25H187V24H186ZM186 25H184V26H186ZM188 25H189V24H188ZM190 25H191V24H190ZM190 25H189V26H190ZM21 26H23V25H21ZM24 26H26V23L24 24ZM29 26H30V24H29ZM33 26H34V25H33ZM52 26H53V24H52ZM54 26H55V25H54ZM61 26H63V25H61ZM79 26H80V25H79ZM79 26L77 25V27H79ZM103 26H105V25H103ZM122 26H123V25L119 26V28H118L117 31H119V32H120V30L122 31L123 28H122V29L120 28V27H122ZM132 26H133V25H132ZM137 26H138V25H137ZM140 26H142V25H140ZM145 26H146V25H145ZM173 26H174V25H173ZM173 26H172V27H173ZM189 26H187V27H189ZM227 26H229V24H227ZM239 26H240V25H239ZM39 27H40V26H39ZM50 27H51V26H50ZM63 27H64V26H63ZM63 27L61 28V27L59 26V27L57 28V27L55 26V28H57V29H56L57 32H58V29H60V28L63 29ZM74 27L76 28V26L73 25L72 28L74 29ZM84 27H85V25H84ZM84 27H83V28H84ZM94 27H95V26H94ZM96 27H97V26H96ZM111 27L113 28L112 25H111ZM111 27H110V29H112ZM129 27H130V26H129ZM138 27H139V26H138ZM154 27H155V26H154ZM159 27H160V26H159ZM159 27L155 28L156 30L154 29L155 32L157 31V29H159ZM164 27H165V26H164ZM193 27H192V29H193ZM206 27H207V26H206ZM229 27H230V26H229ZM233 27H234V26H233ZM233 27H232V28H233ZM240 27H241V29H242V26H240ZM240 27H239V28H240ZM260 27H261V26H260ZM11 28H12V30L14 29V27H11ZM17 28L20 29V28H19V24H18V27H16V29H17ZM25 28H26V27H25ZM29 28H31V27H29ZM29 28H26V29L29 30ZM44 28H45V27H44ZM55 28H54V29H55ZM69 28H71V27H68V29H69ZM72 28L69 29V31L73 30ZM81 28H82V27L80 26L79 29H81ZM90 28H92V26H91ZM100 28H101V27H100ZM100 28H98V29L100 30ZM108 28H109V25H108ZM124 28H125V26H124ZM139 28H140V27H139ZM142 28H145V27H142ZM168 28H169V27H168ZM168 28L166 27L165 29L167 30ZM173 28H174V27H173ZM177 28H178V30H179L180 28H182V26H181V25H180V27L177 26ZM190 28H191V27H190ZM250 28H251V27H250ZM21 29L24 30V27L21 28ZM34 29H35V28H34ZM49 29H50V28H49ZM52 29H53V28L51 27V31H52ZM54 29H53V30H54ZM66 29H67V28H66ZM68 29H67V30H68ZM79 29H77V31H78ZM87 29H88L87 27L84 28L85 31H86ZM98 29L96 28L97 32H98ZM101 29H102V28H101ZM119 29H120V30H119ZM125 29H126V28H125ZM130 29H131V28H129V30H130ZM165 29H164V31H163V34H164V32H165ZM170 29H171V26H170V28L167 30V32L170 33V35H172V37H171L170 35L167 34V38H168V36H169V37L172 38V42H173V41H176L177 39H175V38H177V36L174 37L173 35H175V34H173L172 32H169ZM203 29H204V27H203ZM228 29H229V28H228ZM235 29H236V28H235ZM235 29H234V30H235ZM252 29H253V28H252ZM254 29H255V28H254ZM256 29H257V28H256ZM256 29H255V30H256ZM259 29H260V28H259ZM262 29H264V27H263ZM262 29H261V30H262ZM1 30H2V29H1ZM1 30H0V31H1ZM14 30H15V29H14ZM41 30H42V26H41ZM82 30H83V29H82ZM90 30H92V29H90ZM105 30H106V29H105ZM108 30H109V29H108ZM108 30H107V32H108ZM114 30H115V29H114ZM114 30H113V31H114ZM123 30H124V29H123ZM131 30L134 31V28H132ZM140 30H141V29H140ZM140 30H139V29H138V31L135 30V32H137V33H134V35H135V34L138 35V33L140 32ZM149 30H150V29H149ZM151 30H152V29H151ZM151 30H150V32H151ZM154 30H153V31H154ZM182 30H183V29H182ZM182 30H180V32H181ZM185 30H186V27H185ZM187 30H188V29H187ZM206 30H207V29H206ZM247 30H248V29H247ZM249 30H250V29H249ZM6 31H9V30H6ZM6 31H4V33H5ZM16 31H17V30H16ZM33 31H34V30H33ZM43 31H44V29H43ZM45 31H46V30H45ZM48 31H49V30H48ZM48 31H46V32H48ZM51 31H49V32H50L51 34H53ZM54 31H55V30H54ZM54 31H53V32H54ZM61 31H62V30H60V33H61ZM69 31H67V32H69ZM75 31H76V29H75ZM85 31H82V32L85 33L84 35L86 36V33H88V31H86V32H85ZM93 31H95V30H93ZM113 31H111V32H113ZM115 31H116V30H115ZM117 31H116V32H117ZM124 31H125V30H124ZM171 31H173V29H172ZM175 31H176V30H175ZM190 31H191V30H190ZM243 31H244V30H243ZM257 31H258V30H257ZM10 32H11V31H10ZM38 32H39V31H38ZM46 32H44V33H46ZM49 32H48V33H49ZM57 32H56V33L54 32V33L57 34V35H59L60 33L58 34ZM67 32H66V33H67ZM79 32H80V31H79ZM82 32H80V33H82ZM91 32H92V31H91ZM97 32L95 31V32H93V33H97ZM99 32H100V31H99ZM99 32L97 33L98 35H96V36H97V37H96V40H97V38H98L99 35H100ZM111 32H108V34L111 33ZM116 32H115V36L118 35V34H116ZM125 32H126V31H125ZM129 32H130V31H129ZM141 32H142V31H141ZM148 32H149V31H148ZM173 32H174V31H173ZM177 32H178V31H177ZM185 32H186V31H185ZM195 32H196V31H195ZM207 32H209V31L207 30ZM231 32H232V31H231ZM236 32H238V29H237ZM248 32H250V31H248ZM260 32H261V31H260ZM262 32H263V31H262ZM11 33H12V32H11ZM14 33H17V32H14ZM22 33H24V34H28V32L25 33V31L22 32ZM42 33H43V32H42ZM48 33H47V34H48ZM62 33H65V31H63ZM62 33H61V35H62ZM66 33H65V36H67ZM70 33H71V32H70ZM70 33H69V37H70V35H71ZM77 33H78V32H77ZM105 33H106V32H105ZM113 33H114V32H113ZM117 33H118V32H117ZM146 33H147V30H146ZM171 33H172V34H171ZM182 33H183V32H182ZM187 33H188V32H187ZM187 33H186V34H187ZM202 33H203V32H202ZM232 33H234V32H232ZM250 33H251V32H250ZM5 34H7V32H6ZM24 34H23V35H24ZM29 34H30V32H29ZM29 34H28V35H29ZM31 34H33V32H32ZM38 34H39V33H38ZM38 34H37V33H34V35H38ZM55 34H54V36H56ZM89 34H90V33H89ZM91 34H92V33H91ZM108 34H107V35H108ZM111 34H112V33H111ZM120 34H122L123 37L125 36V35L123 34V32L120 33ZM125 34H127V32H126ZM129 34H130V33H129ZM144 34H145V32H143V35H144ZM155 34H156V33H155ZM179 34H180V33L178 32V34H177L178 36L182 35V34H180V35H179ZM248 34H249V33H248ZM0 35H4V34L2 33V34H0ZM21 35H22V34H20L19 38H21ZM39 35H40V34H39ZM61 35L58 36V37H62ZM81 35H82V34H81ZM84 35H83V36H84ZM92 35H93V34H92ZM101 35L103 36V35H104V32H103V34H101ZM113 35H114V34H113ZM139 35H140V34H139ZM150 35H151V34H150ZM150 35H148V36L150 37ZM157 35H159V37H160V35H162V34H161V33H159V34L157 33ZM164 35H165V34H164ZM236 35H237V34H236ZM6 36H7V37H6ZM6 36H3V37H6L8 40H9V39H10V40L13 39V38L11 37V36H13V34L10 36V38H8L9 33H8V35H6ZM16 36H17V35H14V37H16ZM44 36H46V34H45ZM52 36H53V35H52ZM63 36H64V35H63ZM71 36H72V35H71ZM76 36H77V34H76ZM87 36H88V34H87ZM87 36H86V37H87ZM108 36H110V35H108ZM111 36H112V35H111ZM129 36L131 37L132 35H129ZM129 36H128V38H129ZM151 36H152V35H151ZM200 36H201V35H200ZM202 36H204V35L202 34ZM207 36L210 37L209 35H207ZM227 36H228V35H227ZM227 36L225 35V37H227ZM242 36H244V35H242ZM29 37H31V36L29 35ZM33 37H34V36H33ZM46 37H47V36H46ZM58 37H56V38L58 39ZM74 37H75V36H74ZM79 37H80V36H79ZM86 37H85V38H86ZM91 37L94 38L95 36H91ZM100 37H101V36H100ZM100 37H99V38H100ZM135 37H136V36H135ZM140 37H141V35H140ZM155 37H157V36H155ZM161 37H162V36H161ZM164 37H165V36H164ZM164 37H163V38H164ZM173 37H174V38H173ZM189 37H190V36H189ZM189 37H188V38H189ZM191 37H192V36H191ZM196 37H197V36H196ZM211 37H212V36H211ZM211 37H210V38H211ZM232 37H234V36H232ZM6 38H5V39H6ZM11 38H12V39H11ZM35 38H36V37H35ZM37 38H38V37H37ZM42 38H43V37H42ZM42 38H41V39H42ZM48 38H49V36L47 37V39H48ZM64 38H65V37H64ZM64 38H63V39H64ZM77 38H78V37H77ZM81 38H82V37H81ZM89 38H90V36H89ZM101 38H102V37H101ZM103 38H104V37H103ZM108 38H110L109 41H113V40H111V37H107L106 39H108ZM119 38H120L121 41H123V40H122V37H120V35H119ZM131 38H132V37H131ZM131 38H130V39H131ZM145 38H146V36H145ZM152 38L154 39L153 36H152ZM180 38L182 39V37H179L178 40H180ZM194 38H195V37H194ZM204 38H205V36H204ZM214 38H215V37H214ZM239 38H240V37H239ZM1 39H2V38H1ZM1 39H0V40H1ZM17 39H18V37H17ZM41 39L39 38L38 41H40ZM44 39H45V38H44ZM47 39H45V40H43V41L46 42ZM52 39L55 41V37H54V38L51 37L50 40H52ZM57 39H56V40H57ZM67 39H69V38H67ZM67 39H65V40H67ZM70 39H72V38H70ZM78 39H79V41H80V38H78ZM82 39H83V38H82ZM86 39H87V38H86ZM126 39H127V38H126ZM147 39H148V38H146V40H147ZM157 39H158V38H157ZM161 39H162V38H161ZM168 39H169V38H168ZM189 39H190V38H189ZM199 39H200V38H199ZM206 39H207V38H206ZM211 39H213V38H211ZM233 39H235V38H233ZM233 39H232V41H233ZM13 40H14V39H13ZM18 40L21 41V39H18ZM59 40H60V39H59ZM59 40H57V41H59ZM75 40H76V39H75ZM75 40H74V41H75ZM92 40H93V39H92ZM94 40H95V39H94ZM94 40H93V41H94ZM100 40H101V39H100ZM102 40H103V39H102ZM114 40H115V39H114ZM116 40H118V39H116ZM120 40H119V41H120ZM124 40H125V39H124ZM131 40H132V39H131ZM133 40H134V39H133ZM135 40H136V39H135ZM142 40H143V39H142ZM163 40H164V39H162V41H163ZM169 40H170V39H169ZM178 40H177V42H178ZM192 40H193V38H192ZM194 40H195V39H194ZM196 40H197V39H196ZM223 40H224V37H223ZM223 40H221V42H222ZM227 40H228V39H227ZM245 40H246V39H245ZM249 40H251V39L249 38ZM259 40H261V39H259ZM14 41H15V40H14ZM43 41L41 40L42 43H44ZM57 41H56V42H57ZM60 41H62V43H63V42L65 43V41H63V40H60ZM76 41H77V40H76ZM84 41H85V40H84ZM88 41H89V40H88ZM88 41H86V42H88ZM103 41H104V40H103ZM128 41H129V40H128ZM144 41H145V40H144ZM165 41H166V39H165ZM190 41H191V40H190ZM198 41H199V40H198ZM205 41H206V40H205ZM239 41H240V40H239ZM243 41H244V40H243ZM243 41H242V42H243ZM261 41H262V40H261ZM0 42H4V43H5V40L2 39V41H0ZM16 42H17V41H16ZM16 42H15V43H16ZM47 42H51V41L48 40ZM52 42H53V41H52ZM104 42H105V41H104ZM126 42H127V41H126ZM130 42H131V41H130ZM130 42H128V43H129V44H128V45H129V48H130V49H133L134 47L131 46L133 43H130ZM142 42H143V41H142ZM147 42H148V41H147ZM167 42H168V41H167ZM170 42H171V41H170ZM179 42H180V41H179ZM188 42H189V41H188ZM199 42H200V41H199ZM202 42H203V41H202ZM202 42H201V43H202ZM209 42H210V41H209ZM225 42H226V38H225ZM225 42L223 41L222 43H225ZM244 42H245V41H244ZM250 42H253V41H250ZM6 43H7V42H6ZM10 43H11V42H10ZM39 43H40V42H39ZM54 43H55V42H54ZM62 43H61V44H62ZM79 43H81V42H79ZM82 43H84V42L82 41ZM82 43H81V45H83ZM102 43H103V42H102ZM112 43H115V45H114V44H113V45L116 46V43H117V42L115 41V42H112ZM118 43H119V42H118ZM124 43H125V41H124ZM157 43H158V42L156 41V44H157ZM174 43H175V42H174ZM191 43H193V42L191 41ZM195 43H196V42H195ZM205 43H206V42H205ZM211 43H212V44H210L211 46L209 45V46L212 48L211 50H214V52L217 51L216 54L219 55V57H220V56H221V57H225L227 50H226V52H225V50H224L223 48H224L225 46L227 47L228 45H225L224 47H222V45L220 46L219 40H216V39H215V40H211ZM222 43H221V44H222ZM239 43H241V42H239ZM247 43H249V42L247 41ZM256 43H257V42H256ZM52 44H53V43H52ZM56 44H57V43H56ZM56 44H55V45H56ZM66 44H68V43H66ZM66 44H65V45H66ZM72 44H74V42H73ZM77 44H78V43H77ZM88 44H89V43H88ZM97 44H98V43H96V45H97ZM122 44H123V43H122ZM122 44H121V46H122ZM130 44H131V45H130ZM137 44H138V43H137ZM146 44H147V43H146ZM159 44H161V43H159ZM170 44H171V43H170ZM175 44H176V46H177L178 43H175ZM180 44L182 45V44H183V41H182ZM193 44H194V43H193ZM198 44H200V43H198ZM207 44H208V42H207ZM207 44H206V48L209 47V46H207ZM227 44H228V41H227ZM231 44H232V43H231ZM242 44H243V43H242ZM261 44H262V43H261ZM39 45H43V44H39ZM47 45H48V44L46 43V48H47ZM50 45H51V43H49V46H48L47 49H46V48H45V49L43 48L44 45H43L41 48L44 49V51L47 50V52H49V50H48V49H50L49 47H51V46L53 47V45H51V46H50ZM69 45H70V44H69ZM69 45H68V46H69ZM79 45H80V44H79ZM102 45H103V44H102ZM104 45H105V44H104ZM110 45H111V43H110ZM128 45H127V46L124 45L123 47H125V48L127 47V48H128ZM150 45H151V44H150ZM150 45H149V46H150ZM178 45H179V44H178ZM186 45H187V44H186ZM188 45H189V44H188ZM188 45H187V47H188ZM190 45H191V44H190ZM190 45H189V46H190ZM195 45H196V44H195ZM234 45H235V44H234ZM56 46H57V48H54V50L51 48V53H52V51H56V49H58L61 45H59V47H58V45H56ZM63 46H64V44H63ZM75 46H76V45H75ZM85 46H86V45H85ZM91 46L94 47L93 45H91ZM107 46H108V45H107ZM107 46H106V47H107ZM114 46H113V48H115ZM137 46H139V45H137ZM137 46H136V47H137ZM141 46H142V45H141ZM144 46H145V42H144ZM171 46H172V45H171ZM171 46H169V47L171 48ZM176 46H175V45H174V47L172 46L173 49H175V48L177 49L178 46H177V47H176ZM179 46H180V45H179ZM182 46H183V45H182ZM191 46H192V45H191ZM198 46H199V45H198ZM201 46H203V44H202ZM240 46H241V45H240ZM243 46H244V44L242 45V47H243ZM66 47H67V46H66ZM71 47H72V46H71ZM95 47H96V46H95ZM108 47H109V46H108ZM131 47H132V48H131ZM156 47H157V46H155V48H156ZM165 47H166V46H165ZM165 47H164V48H165ZM167 47H168V46H167ZM196 47H197V45H196ZM199 47H200V46H199ZM199 47H198V50L201 49V48L199 49ZM203 47L205 48V46H203ZM226 47H225V48H226ZM232 47H233V46H232ZM234 47H235V46H234ZM242 47H241V48H242ZM78 48H79V47H78ZM82 48H84V47H82ZM102 48H103V47H102ZM120 48H121V47H120ZM129 48H128V49H129ZM143 48H144V50H145V47H142V48L140 47L139 50L141 49V50L143 51ZM155 48H154V49H155ZM162 48H163V47H162ZM193 48H194V47H193ZM204 48H203V49H204ZM228 48H229V47H228ZM65 49H67V48L64 47V50H65ZM92 49H94V48H92ZM100 49H101V48H100ZM109 49H111V48H109ZM128 49H123V50L126 51V50H128ZM135 49H136V48H135ZM147 49H148L150 52H152V51L154 50L153 47H152L151 49H150V47L147 48ZM147 49H146V50H147ZM156 49H157V48H156ZM165 49H166V48H165ZM176 49H175V50H176ZM243 49H244V48H243ZM245 49H246V48H245ZM253 49H254V48H253ZM69 50H70V49H69ZM86 50H87V49H86ZM86 50H84V52H86ZM98 50H99V49H98ZM102 50H103V49H102ZM118 50H119V51H120V50L122 51V48H121V49L118 48ZM118 50L115 49V51L117 52V54H119ZM146 50H145V51H146ZM157 50H159V49H157ZM161 50H163V49H161ZM167 50H168V49H167ZM169 50L172 51V48L169 49ZM169 50H168V53H166V55L169 54V53H171ZM175 50H174V51H175ZM90 51H91V52L93 51V53H96L97 50H96V48H95V52H94V50H90ZM113 51H114V49H113ZM115 51H114V53H115ZM129 51H130V50H129ZM142 51H139L141 56H142ZM145 51H144V52H145ZM174 51H173V52H174ZM195 51H197V50L195 49ZM22 52H23V51H22ZM42 52H43V51H42ZM67 52H68V49H67ZM67 52L65 51L66 54L69 53V52H68V53H67ZM82 52H83V50H82ZM87 52H88V54L90 55V52H89V51H87ZM127 52H128V51H127ZM130 52H131V51H130ZM132 52H133V51H132ZM135 52H136V51H135ZM135 52H134V53H135ZM137 52H138V51H137ZM146 52H147V51H146ZM150 52H149V53H150ZM155 52H156V51H155ZM159 52H160V51H159ZM165 52H166V50H165ZM165 52H164V53H165ZM178 52H179V51H178ZM191 52H194V51H191ZM197 52H198V51H197ZM199 52H200V51H199ZM205 52H206V50L204 51V53H205ZM244 52H245V51H244ZM254 52H255V51H254ZM262 52H263V51H262ZM23 53H24V52H23ZM54 53H56V52H54ZM62 53H64V52L62 51ZM65 53H64V54H65ZM72 53H73V52H72ZM97 53H99V52H97ZM110 53H112V52L110 51ZM128 53H129V52H128ZM134 53H133V54H134ZM153 53H154V51H153ZM157 53H158V52H157ZM164 53H163V55H165ZM202 53H203V52H202ZM206 53H208V52H206ZM57 54H58V53H57ZM59 54H60V52H59ZM88 54L86 53V55H88ZM122 54H123V53H122ZM126 54H127V53H126ZM131 54H132V53H131ZM131 54H130V56H133V55H131ZM135 54H137V53H135ZM135 54H134V55H135ZM145 54H146V53H145ZM159 54H161V53H159ZM186 54H187V53H186ZM188 54H189V53H188ZM195 54H196V53H195ZM195 54L192 53V56L190 55V57L192 58L193 55H195ZM230 54H231V53H230ZM23 55H24V54H23ZM25 55L27 56V55H30V54L25 53ZM25 55H24V56H25ZM42 55H43V54H42ZM46 55H47V54H46ZM46 55H43V56H46ZM49 55H50V54H49ZM71 55H72V54H71ZM74 55H75V54H74ZM74 55H73V56H74ZM91 55H93V57H94V59H95L96 56H94V54H91ZM146 55H147V54H146ZM151 55H152V53H151ZM166 55H165V56H166ZM171 55L173 56V53L170 54V56H171ZM178 55H179V54H178ZM182 55L184 56V54H182ZM197 55H198V53H197ZM214 55H215V54H214ZM245 55H246V54H245ZM248 55H250V54H248ZM0 56H1V54H0ZM21 56H22V54H21ZM57 56H59V55H57ZM64 56H65V55H64ZM77 56L79 57V58H78L79 60H81V58H83V57L86 58L85 55H83V56L80 57L79 52H78V55H77ZM104 56H105V55H104ZM121 56H123V55H121ZM127 56H128V55H127ZM130 56H129V58H130ZM135 56H136V55H135ZM141 56H140V57H141ZM167 56H169V55H167ZM183 56H182V57H183ZM185 56H186V55H185ZM187 56H189V55H187ZM198 56H199V55H198ZM202 56H203V54H202ZM255 56L257 57L256 54H255ZM22 57H23V56H22ZM22 57H21V59H22ZM29 57H30V56H29ZM69 57H70V56H69ZM97 57H98V56H97ZM117 57H118V56H117ZM124 57H126V56H124ZM154 57H155V55H154ZM154 57H153V58H154ZM219 57H218V58H219ZM246 57H247V56H246ZM259 57H261V56H259ZM259 57H258V58H259ZM24 58H26V57H24ZM76 58H77V57H76ZM84 58L82 59L83 64H84ZM90 58H91V56H90ZM90 58H87L88 61H90ZM98 58H100V56H99ZM108 58H109V57H108ZM120 58H121V57H120ZM131 58H132V57H131ZM133 58H134V56H133ZM143 58H144V57H143ZM145 58H146V56H145ZM145 58H144V59H145ZM162 58H163V57H162ZM171 58H172V57H171ZM171 58H170V60H171ZM173 58H174V57H173ZM173 58H172V59H173ZM183 58H186V57H183ZM183 58H182V59H183ZM187 58H188V57H187ZM193 58H195V57H193ZM198 58H199V57H197L196 61L198 60ZM200 58H203V59L206 58V59H207V58H208V55H207V57H206V54H205L203 57H200ZM218 58H217V59H218ZM232 58H234V57H232ZM262 58H263V57H262ZM27 59H29V60L31 61V59L28 58V56H27ZM87 59H86L85 62H87ZM158 59H159V57H158ZM158 59H157V58H154V59H152V60H151V59L147 60V61L144 63L143 68H142L141 70H139V71H141V73H142V74L140 75V77H142V76H145V77L148 76V78H150V81H152V80H153L152 78L155 77L154 75H156V73H157L156 71H159V73H160L162 76H164V77L166 76V78H167L168 75L170 74V73L168 74V72L171 71V70L169 69V65H171L172 61H171L170 64H168V62H170V60L167 61V60H164V59H163V61H162V60H160V59L158 60ZM167 59H168V57H167ZM177 59H178V58H177ZM177 59H176V61H177ZM180 59H181V58H180ZM182 59H181V60H182ZM225 59H226V58H225ZM225 59H224V60H225ZM238 59H239V58H238ZM246 59H247V58H246ZM249 59H250V58H249ZM263 59H264V58H263ZM24 60H25V59H24ZM24 60H21V61H24ZM113 60H114V58H113ZM119 60H120V59H119ZM121 60H122V59H121ZM140 60H141V59H140ZM174 60H175V59H174ZM181 60H180V61H181ZM184 60H185V59H183V61H184ZM188 60H190V59H188ZM191 60H192V59H191ZM200 60H202V59H200ZM222 60H223V59H222ZM222 60H221V61H222ZM224 60H223V61H224ZM27 61H28V60H27ZM27 61H26V62H27ZM93 61H94V60H93ZM102 61H103V59H102ZM123 61H124V60H123ZM134 61H135V59H134ZM137 61H138V60H137ZM142 61H143V59H142ZM186 61H187V60H186ZM203 61H207V60H203ZM229 61H230V60H229ZM233 61H234V60H233ZM237 61H238V60H237ZM255 61H256V60H255ZM31 62H32V61H31ZM31 62H30V63H31ZM74 62H76V60H75ZM90 62H91V61H90ZM95 62H96V61H95ZM95 62H94V63H95ZM124 62H125V61H124ZM138 62H139V61H138ZM174 62H175V61H174ZM188 62H189V61H188ZM198 62H199V61H198ZM208 62L211 63L210 61H208ZM227 62H228V61H226V63H227ZM235 62H236V61H235ZM24 63H25V62H24ZM28 63H29V62H28ZM76 63H79L78 65H80V67H79V69L81 68L80 70L86 68L85 65H84L85 67L83 66V67H84V68H83V67L81 66L82 64H80V62L77 61ZM130 63H131V62H130ZM136 63H137V62H136ZM176 63H177V62H176ZM176 63H174L173 65H175ZM180 63H181V62H180ZM180 63H179V64H180ZM185 63H186V62H185ZM189 63H190V62H189ZM242 63H243V62H242ZM253 63H254V62H253ZM6 64H7V63H6ZM25 64H26V63H25ZM132 64H133V63H132ZM140 64H141V63H139L138 65H140ZM181 64H183V63H181ZM190 64H192V63H190ZM190 64H189V65H190ZM197 64H198V63L195 62V65H197ZM207 64H208V63H205V64H204V67H202V68H204V71L207 70V69H205V66H206ZM219 64H220V63H219ZM221 64H222V63H221ZM246 64H247V63H246ZM254 64H255V63H254ZM256 64H257V63H256ZM4 65H5V63H4ZM23 65H24V64H23ZM115 65H116V64H115ZM128 65H129V63H128ZM133 65H135V63H134ZM173 65H172L171 67H175V66H173ZM176 65H177L176 68H177V67L179 68L178 64H176ZM198 65H199V64H198ZM200 65H201V63H200ZM211 65H213V63H212ZM211 65H210V67H211ZM244 65H245V64H244ZM9 66H10V65H9ZM30 66H31V65H30ZM30 66H29V68H30ZM73 66H76V65L74 64ZM87 66H88V64H87ZM180 66H182V65H180ZM184 66H185V64H184ZM184 66H182V67H184ZM207 66H208V65H207ZM207 66H206V67H207ZM237 66H238V65H237ZM246 66H250V65H246ZM252 66H253V65H252ZM252 66H251V67H252ZM258 66H259V64H258ZM6 67H7V66H6ZM15 67H16V66H15ZM17 67H18V66H17ZM31 67H32V66H31ZM102 67H103V66H102ZM112 67H113V65H112ZM130 67H131V66H130ZM130 67H129V69H130ZM135 67H136V65L134 66V68H135ZM140 67H141V66H140ZM140 67H139V68H140ZM192 67H194V66H192ZM3 68H4V67H3ZM10 68H11V67H10ZM22 68H23V67H22ZM24 68H25V67H24ZM92 68H93V67H92ZM106 68H107V67H106ZM106 68H105V66H104V70H105ZM134 68H133V69H134ZM176 68H175L174 71L177 70ZM185 68H186V67H185ZM207 68H208V67H207ZM212 68H213V67H212ZM220 68H221V70L223 71V73L226 74L228 77L234 75L235 72H238V69L235 68V66H234L232 63H227V64H225V62H224V65H221ZM248 68H249V67H248ZM255 68H257V67H255ZM258 68H260V67H258ZM13 69H14V68H13ZM73 69H74V68H73ZM97 69H98V68H97ZM173 69H174V68H173ZM199 69L201 70V67H200V66H199ZM209 69H210V68H209ZM213 69H214V68H213ZM249 69H250V68H249ZM17 70H18V69H17ZM17 70H16V72H18ZM20 70H21V69H20ZM24 70H25V69H24ZM27 70H28V69H27ZM75 70H77V69L75 68ZM90 70H91V69H90ZM104 70H103V71H104ZM107 70H108V69H107ZM137 70H138V69H137ZM181 70H182V69H181ZM195 70H196V69H195ZM195 70H194V68H193L192 71H195ZM235 70H236V71H235ZM245 70H246V69H245ZM245 70H244V71H245ZM9 71H10V69H9ZM92 71H93V70H92ZM92 71H91V73H92ZM95 71H96V70H95ZM97 71H98V70H97ZM100 71H101V70H100ZM178 71H180V70L178 69ZM192 71H191V74L194 76V74H196V73H194V72H192ZM212 71H214V70H212ZM244 71H243V72H244ZM259 71H260V69H259ZM6 72L8 73V71H6ZM11 72H13V71L11 70ZM14 72H15V71H14ZM23 72H24V74H25V76H26L27 73H25V71H23ZM23 72H22V73H23ZM29 72H30V71H28V73H29ZM113 72H114V71H113ZM137 72H138V71H137ZM189 72H190V71H189ZM195 72H196V71H195ZM200 72H202V71H200ZM243 72H242V74L245 73V72H244V73H243ZM9 73H10V72H9ZM83 73H84V70H83ZM99 73H100V72H99ZM127 73H128V71H127ZM129 73H130V72H129ZM139 73H140V72H139ZM183 73H184V72H183ZM197 73H198V69H197ZM202 73H203V72H202ZM208 73H209V72H208ZM14 74H15V73H14ZM30 74H31V73H30ZM79 74H80V73H79ZM88 74H89V73H88ZM95 74H97V73H95ZM105 74H106V73H105ZM118 74H119V73H118ZM122 74H124V73H122ZM167 74H168V75H167ZM191 74H189V75L192 76ZM200 74H201V73H200ZM200 74H198V75L200 76ZM205 74H206V72H205ZM215 74H216V73H215ZM217 74L219 75L218 72H217ZM7 75H8V74H7ZM92 75H93V74H91V76H92ZM102 75H103V74H102ZM134 75H135V74H134ZM136 75H137V74H136ZM157 75H158V74H157ZM161 75H160V76H161ZM172 75H173V74H172ZM198 75H197V76H198ZM222 75H223V74H222ZM226 75H225V76H226ZM251 75H252V73H251ZM4 76H5V75H4ZM11 76H13V75L11 74ZM14 76H15V75H14ZM28 76H29V75H28ZM112 76H113V75H112ZM129 76H130V75H129ZM160 76H158V79H162ZM170 76H171V75H170ZM170 76H169V78H170ZM179 76H180V75H179ZM181 76H183V75H181ZM190 76H189V77H190ZM201 76H202V74H201ZM214 76L216 77V75H214ZM239 76H240V75H239ZM247 76H248V75H247ZM31 77H32V76L30 75L29 78H31ZM33 77H34V76H33ZM33 77H32L30 80L27 78V80H29V81L32 82V84H31L32 87H33V82H36V81H32V80H33ZM80 77H81V76H80ZM92 77H93V76H92ZM92 77L89 76V78H88V80H90V83H91V80H92V79H90V78H92ZM119 77H120V76H119ZM124 77H125V76H124ZM172 77H173V76H171V78H172ZM174 77H176V76L174 75ZM187 77H188V76H187ZM204 77H206V75H205ZM207 77H208V75H207ZM219 77H220V76H219ZM96 78H97V77H96ZM107 78H108V77H107ZM129 78H130V77H129ZM137 78H138V76H136V80H137ZM155 78H156V77H155ZM169 78H168V79H169ZM178 78H179V77H178ZM193 78H194V79H192L190 82H189V80H190L191 78H189V79L187 78L189 84L187 83V80H185L186 83H183V84H184V85H185V84L187 85V86L185 85L187 89H192L190 92L195 91L196 94H197L198 91H199V92L201 93V95L203 96V95L206 93V92H204V88H206V84H205L206 79L204 80V81H205V82H204V81H203L204 78H203V79L200 78V77H198V78L193 77ZM209 78H210V77H209ZM216 78H217V77H216ZM221 78H222V77H221ZM223 78H224V77H223ZM239 78H240V77H239ZM241 78H242V77H241ZM241 78H240V79H241ZM247 78H248V77H247ZM34 79L37 80L38 78H37V79L34 78ZM43 79H44V78H43ZM78 79H80V78L78 77ZM86 79H87V78H86ZM116 79H117V78H116ZM116 79H115V80H116ZM126 79H127V77H126ZM141 79H142V78H141ZM144 79H145V78H144ZM156 79H157V78H156ZM163 79H164V78H163ZM175 79H177V78H174V80H175ZM228 79H229V78H228ZM245 79H246V75H245ZM248 79H249V78H248ZM254 79H255V78H254ZM3 80H4V79H3ZM6 80H7V78H6ZM55 80H56V82H57V79H55ZM55 80L53 79L52 81L55 82ZM98 80H99V79H98ZM110 80H111V79H110ZM112 80H113V78H112ZM120 80H121V79H120ZM129 80H130V79H129ZM129 80H128V82H129ZM136 80H135V81H136ZM146 80H148L147 77H146ZM165 80H167V79H165ZM171 80H172V79H171ZM183 80H184V79H183ZM218 80H219V79H217V83H220V84H218V85H221V84H222V81H221V82H220V81L218 82ZM238 80H239V79H238ZM241 80H242V79H241ZM243 80H244V79H243ZM249 80H250V79H249ZM13 81H14V79H13ZM41 81H42V80H41ZM41 81H40V83H41ZM76 81H77V80H76ZM95 81H96V80H95ZM95 81H92V83H93V82L95 83ZM101 81H102V80H101ZM130 81H131V80H130ZM135 81H134V82H135ZM138 81H140V78H139ZM138 81H137V82H138ZM141 81H142V80H141ZM144 81H145V80H144ZM153 81H154V80H153ZM153 81H152V82H153ZM175 81H176V80H175ZM210 81H211V80H208V82H210ZM239 81H240V80H239ZM26 82H27V81H26ZM38 82H39V80L37 81V83H38ZM48 82H49V81H48ZM79 82H80V81H79ZM83 82H84V81H83ZM86 82L88 83V81H86ZM107 82H108V81H107ZM126 82H127V81H126ZM131 82H132V81H131ZM148 82H149V80H148ZM152 82H151V83H152ZM154 82H156V81H154ZM157 82H158V81H157ZM160 82H161V81H160ZM163 82H164V81H163ZM180 82H181V80H180ZM183 82H184V81H183ZM213 82H215V81H213ZM228 82H230V80H229ZM249 82H250V81H249ZM260 82H261V81H260ZM14 83H15V82H14ZM27 83L30 84V82H27ZM57 83H58V82H57ZM60 83H62V82H60ZM60 83H58V84H60ZM80 83H82V82H80ZM87 83H82V84L85 85V84H87ZM105 83H106V82H105ZM110 83H112V82H110ZM124 83H125V82H124ZM142 83H143V82H142ZM142 83H139V84H141V85H139L140 87L142 86ZM146 83H147V82H146ZM168 83L171 84L170 81H169ZM181 83H182V82H181ZM226 83H227V82H226ZM250 83H251V82H250ZM5 84H6V83H5ZM8 84H10V82H9ZM43 84H44V83H42V85H43ZM45 84H46V82H45ZM82 84H80V86H82ZM97 84H98V83H97ZM103 84H104V83H103ZM103 84H102V85H103ZM113 84H114V83H113ZM129 84H130V83H129ZM154 84H155V83H154ZM159 84H161V83H159ZM174 84H175V82L173 83V85H174ZM24 85H26V84H24ZM37 85H38V84H37ZM37 85H36V87H37ZM46 85H47V84H46ZM64 85H65V84H64ZM74 85H75V84H74ZM77 85L79 86V84H77ZM84 85H83V86H84ZM88 85H89V87H90V85H93V84H88ZM100 85H101V84H100ZM106 85H107V83H106ZM111 85H112V84L108 85V87L110 88ZM118 85H119V84H118ZM120 85H122V82H121ZM120 85H119V86H120ZM125 85H126V84H124L123 86H125ZM149 85H150V84H149ZM162 85H163V84H162ZM162 85H161V86H162ZM210 85H211V83H210ZM218 85L216 86V83H215V86H216V87L213 85L214 88H216V90H219V89H217V87L220 88V90H221L222 88H224V89H226V90H229V87H228L226 84H225V85L222 84V85H221L222 88H221V86L219 87ZM240 85H241V84H240ZM39 86H40V85H39ZM56 86H57V85H56ZM65 86H66V85H65ZM78 86H77V87H78ZM80 86H79V87H80ZM83 86H82V87H83ZM131 86H133V85L131 84ZM143 86H144V85H143ZM143 86H142V87H143ZM145 86H146V85H145ZM150 86H151V85H150ZM154 86H155V85H154ZM154 86H153V87H154ZM166 86H167V85H166ZM6 87H7V86H6ZM14 87H16V85H15ZM27 87H29V86H27ZM47 87H48V85H47ZM51 87H52V86H51ZM54 87H55V86H54ZM54 87H53V88H54ZM66 87H67V86H66ZM77 87H76V88H77ZM85 87H86V85H85ZM95 87H96V86H95ZM95 87L93 86V88H95ZM104 87H105V86H104ZM125 87H127V86H125ZM125 87H124V88H125ZM135 87H136V85H135ZM135 87H134V88H135ZM148 87H149V86H148ZM163 87H164V86H163ZM163 87H162V88H163ZM168 87H169V86H168ZM170 87H171V86H170ZM170 87H169V88H170ZM176 87H178V86L176 85ZM181 87L184 88V86H182V85L180 86V88H181ZM208 87H209V85H208ZM241 87H242V85H241ZM254 87H255V86H254ZM254 87H252V88H254ZM258 87H259V86H258ZM262 87H263V86H262ZM262 87H261V88H262ZM22 88H23V87H22ZM37 88H38V87H37ZM59 88H60V87H58V89H59ZM64 88H65V87H64ZM70 88H71V87H70ZM86 88H87V87H86ZM91 88H92V87H91ZM93 88H92V89H93ZM98 88H100V86H99ZM137 88H139V87L137 86ZM180 88H178V89H180ZM183 88H181V89H183ZM239 88H240V87H239ZM246 88H247V86H246ZM5 89H6V88H5ZM16 89H17V87H16ZM27 89H28V88H27ZM27 89H26L25 91H27ZM31 89H32V88H31ZM38 89H39V88H38ZM38 89H37V90H38ZM56 89H57V87H56ZM62 89H63V87H62ZM139 89H141V88H139ZM145 89H147V88L145 87ZM148 89H149V88H148ZM153 89H154V88H153ZM172 89H173V87H172ZM172 89H169V90H171V92H172V91L174 90V89H173V90H172ZM176 89H177V88H176ZM176 89L174 90V92L176 91ZM224 89H223V90H224ZM241 89H242V88H241ZM6 90H9V89L7 88ZM17 90H18V89H17ZM19 90H20V89H19ZM22 90H23V89H21V91H22ZM43 90H44V89H43ZM50 90H51V89H50ZM52 90H54V89H52ZM59 90H60V89H59ZM65 90H66V89H65ZM79 90H80V88H79ZM86 90H87V89H86ZM86 90H85V92H86ZM95 90H96V89H95ZM104 90H105V89H104ZM118 90H119V89H118ZM163 90H167V89H164V88H163ZM184 90H185V88H184ZM208 90H209V89H208ZM9 91H10V90H9ZM9 91H8V92H9ZM25 91L23 90L22 92H25ZM30 91H32V90H30ZM46 91H47V90H46ZM48 91H49V89H48ZM54 91H55V90H54ZM61 91H62V90H61ZM63 91H64V90H63ZM77 91H78V89H77ZM77 91L74 90V92H72V93H74V94H75V92L78 93ZM81 91H83V90H81ZM128 91H129V90H128ZM131 91H133V90H131ZM139 91H140V90H139ZM145 91H146V90H145ZM147 91H148V90H147ZM149 91H150V90H149ZM153 91L155 92V90H153ZM158 91H159V90H158ZM185 91H186V90H185ZM260 91L262 92V90H260ZM11 92H12V91H11ZM15 92H18V91H15ZM58 92H59V91H58ZM96 92H98V90H97ZM134 92L138 93L137 90H135ZM142 92H143L142 100H143V98H147V101H148V99H149L148 97H149L150 95L147 96V97H144V90H143ZM150 92H151V91H150ZM150 92H149V94H150ZM162 92H163V91H162ZM168 92H169V91H168ZM177 92H178V91H177ZM179 92H180V90H179ZM220 92H221V91H220ZM248 92H249V91H248ZM13 93H14V92H13ZM55 93H56V91H55ZM62 93H63V92H62ZM64 93H65V92H64ZM69 93H70V92H69ZM79 93L81 94V92H79ZM82 93H83V92H82ZM93 93H94V92H93ZM93 93H92V94H93ZM118 93H119V91H117V94H118ZM131 93H132V92H131ZM164 93H165V91L162 93V94L165 96ZM183 93H184V92H183ZM183 93H181V94H183ZM188 93H189V92H188ZM192 93H194V92H192ZM200 93H198V95H200ZM208 93H209V92H208ZM216 93H217V91H216ZM241 93H243V91H239V92H238V94H239V95H238V96H239V99L241 98V97H240V96H241ZM14 94H15V93H14ZM14 94H13V97H14ZM16 94H17V93H16ZM18 94H19V96H18ZM18 94H17V96L15 97V99L18 98V97L20 98V96L22 95L21 93H18ZM27 94H28V93H27ZM27 94L25 93V95H27ZM57 94H58V93H56V95H57ZM66 94H67V92H66ZM88 94H89V93H88ZM94 94H95V93H94ZM111 94H112V93H111ZM125 94H127V93H124V95H125ZM138 94H139V93H138ZM211 94H212V93H211ZM222 94H223V93H222ZM232 94H233V91H232ZM243 94H244V93H243ZM249 94H250V95H249ZM249 94H248V96H251L250 99L252 100L251 102L253 103V107H254V109L259 110V112L263 113L262 115H264V95H263V94H264V90H263V94L260 93V92H257V91H251V90H250V93H249ZM10 95H11V94H10ZM25 95H24V96H25ZM50 95H51V97L49 96V100H50V98H53V96H52L51 93H50ZM75 95H76V94H75ZM89 95H90V94H89ZM89 95H88V96H89ZM120 95H122V94H120ZM152 95H153V97H154L155 94H152ZM158 95H159V93H158ZM163 95H162V96H163ZM168 95H169V94H168ZM193 95H194V94H193ZM193 95H191V97H192ZM198 95H197V98H198ZM205 95H206V94H205ZM207 95H208V94H207ZM207 95H206V96H207ZM244 95H245V94H244ZM244 95H242V96H244ZM246 95H247V94H246ZM246 95H245V97H247ZM11 96H12V95H11ZM24 96H22V98H23ZM69 96H70V95H69ZM95 96H96V95H95ZM116 96H118V95H116ZM134 96H135V95H134ZM136 96H139V95L136 94ZM141 96H142V94L140 93L139 99H141ZM182 96H183V95H182ZM186 96H187V95H186ZM189 96H190V95H189ZM202 96H200V97H202ZM216 96H217V95H216ZM232 96H234V95H231V97H232ZM58 97L60 98V97H62V96L57 95V98H58ZM78 97H79V96H78ZM96 97H97V96H96ZM131 97H132V96H131ZM177 97H178V93H177ZM179 97H180V96H179ZM187 97H188V96H187ZM204 97H205V96H204ZM211 97H212V95H211ZM221 97H222V96H221ZM224 97H225V95H224ZM231 97H230V98H231ZM8 98H9V99H8ZM8 98L6 99L7 103L10 102V101L8 102V100H11L10 97H8ZM25 98H26V97H25ZM59 98H58V99H59ZM76 98H77V97H76ZM80 98H81V97H80ZM83 98H84V97H83ZM108 98H109V97H108ZM121 98H122V97H121ZM123 98H125V97L123 96ZM134 98H136V97H134ZM150 98H152V97H150ZM218 98L220 99V97H218ZM20 99H21V98H20ZM20 99H19V100H20ZM63 99H64V97H63ZM66 99H67V97H66ZM116 99H117V97H116ZM119 99H120V98H119ZM119 99H118V100H119ZM162 99H163V101L165 100V98H162ZM179 99H181V98H179ZM199 99H202V98H199ZM207 99H209V98H207ZM232 99H233V98H232ZM234 99H235V98H234ZM250 99H249V100H250ZM19 100H18V101H19ZM36 100H37V99H36ZM87 100L89 101V99H87V98L85 99L86 103L89 104L91 100H90L89 102H87ZM133 100H135V99H133ZM149 100H150V99H149ZM153 100H154V99H153ZM166 100H167V99H166ZM168 100H169V99H168ZM170 100H171V99H170ZM191 100H192V98H191ZM195 100H196V99H195ZM215 100L217 101V98H216ZM215 100H214V101H215ZM220 100H221V99H220ZM229 100H231V99H229ZM242 100H244V99H242ZM64 101H65V100H64ZM69 101H70V100H69ZM127 101H128V99H127ZM131 101H132V99H131ZM131 101H130V102H131ZM147 101H146V102H147ZM151 101H152V100H151ZM175 101H176V100H175ZM177 101H178V100H177ZM186 101H187V100H186ZM198 101H199V100H198ZM201 101H202V100H201ZM205 101H211V100H205ZM214 101H213V102H214ZM245 101L247 102V100H245ZM4 102H5V100H4ZM14 102H16V101H14ZM35 102H36V101H35ZM52 102H53V101H52ZM66 102H67V100H66ZM70 102H71V101H70ZM91 102H92V101H91ZM155 102H156V101H155ZM172 102H173V101H172ZM194 102H197V101H194ZM220 102H221V101H220ZM10 103H12V102H10ZM10 103H9V105H10ZM18 103H19V102H18ZM53 103H54V102H53ZM84 103H85V102H84ZM84 103H82V104H84ZM86 103H85V104H86ZM132 103H133V101H132ZM136 103H139V102L136 101ZM142 103L144 104V101H143ZM149 103H151V102H149ZM152 103H153V102H152ZM175 103H176V102H175ZM197 103H198V102H197ZM199 103H200V102H199ZM202 103H203V102H202ZM206 103H207V105H208V102H206ZM206 103H205V104H206ZM211 103H212V101H211ZM215 103H216V102H215ZM224 103H225V102H224ZM242 103H243V102H241V104H242ZM16 104H17V102H16ZM20 104H21V103H20ZM26 104H27V102H26ZM35 104H36V103H35ZM38 104H39V100H38ZM38 104H37V105H38ZM57 104H58V103H57ZM121 104H122V103H121ZM130 104H131V103H130ZM134 104H135V102H134ZM153 104H154V103H153ZM155 104H157V103H155ZM169 104H170V103H169ZM173 104H174V103H173ZM180 104H181V103H180ZM180 104H179V105H180ZM212 104H214V103H212ZM218 104H219V103H218ZM33 105H34V104H33ZM50 105H51V104H50ZM110 105H111V104H109V106H110ZM123 105H124V104H123ZM139 105H141V104H139ZM139 105H136V106H139ZM145 105L149 106L150 104H148V103L146 104V103H145ZM159 105H161V104H159ZM159 105H158V106H159ZM176 105H177V104H176ZM189 105H190V104H189ZM220 105H221V104H220ZM220 105H219V106H220ZM6 106H7V105H6ZM10 106H11V105H10ZM10 106H8V107H10ZM13 106H14V104L12 105V107H13ZM56 106H57V105H56ZM59 106H60V105L58 104V107H59ZM68 106H69V105H68ZM81 106H82V105H81ZM84 106H85V105H84ZM109 106H107V107H109ZM132 106H133V105H132ZM150 106H151V105H150ZM162 106H163V107H162ZM166 106H168V105H166ZM166 106H165V107H166ZM171 106H172V105H171ZM186 106H187V104H186ZM197 106H198V105H197ZM200 106H201V104H200ZM208 106H209V105H208ZM226 106H228V105H226ZM242 106H243V107L246 106V108H247V105H245V103H244V105H242ZM251 106H252V104H251ZM34 107H35V105H34ZM82 107H83V106H82ZM89 107H90V105L88 106V108H89ZM129 107H131V106H129ZM129 107H126V109H127V108L129 109ZM134 107H135V106H134ZM159 107H160V106H159ZM161 107L164 108V104L161 105ZM168 107H169V106H168ZM181 107H182V106H181ZM181 107H180V108H181ZM201 107L204 108L203 105H202ZM201 107H198V110H199V108L202 109ZM215 107H218V106H216V104H215ZM222 107H223V106H222ZM67 108H68V107H67ZM109 108H110V107H109ZM123 108H124V106H123ZM145 108H147V107H145ZM145 108H144V109H145ZM155 108H157V107H155ZM170 108H171V107H170ZM175 108H177V106H176ZM180 108H179V109H180ZM183 108L185 109V107H183ZM188 108H191V107H187V109H188ZM196 108H197V107H196ZM206 108L208 109L207 106H206ZM206 108H205V111H206ZM213 108H214V107H213ZM227 108H228V107H227ZM231 108H232V107H229L228 109H231ZM234 108H235V107H233V109H234ZM246 108H245V109H246ZM54 109H55V107H54ZM57 109H58V108H56L55 110H57ZM59 109H61V108L59 107ZM59 109H58V110H59ZM91 109H92V107H91ZM133 109H134V108H133ZM136 109H137V108H136ZM136 109H135V110H136ZM181 109H182V108H181ZM181 109H180V111H181ZM210 109H212V108L210 107ZM220 109H221V108H220ZM245 109H244V111H245ZM87 110H89V112H91L90 109H87ZM106 110H107V109H106ZM131 110H132V108H131ZM135 110H132V111H133V112H136L137 110H136V111H135ZM147 110H148V109H147ZM159 110H160V109H159ZM166 110L168 111V109H166ZM191 110H192V109H191ZM198 110H196V111H197V113L199 114L200 112H198ZM203 110H204V109H203ZM235 110H237V109H235ZM61 111H63V110L61 109ZM74 111H76V110H74ZM107 111H109V110H107ZM112 111H113V110H112ZM140 111H141V110H140ZM163 111H164V109H163ZM175 111H176V110H175ZM180 111H179V112H180ZM221 111H222V110H221ZM228 111H229V110H228ZM228 111H227V114H228ZM248 111H249V110H248ZM253 111H255V110H253ZM46 112H48V111H46ZM86 112H88V111H85V113H86ZM89 112H88V113H89ZM102 112H103V110H102ZM105 112H106V111H105ZM114 112H115V111H114ZM146 112L150 115V112H149V111H146ZM152 112H153V110H152ZM154 112H155V111H154ZM158 112H159V111H158ZM160 112H161V111H160ZM169 112H170V111H169ZM179 112H176V113H179ZM183 112L185 113V111H183ZM186 112H188V111L186 110ZM193 112H194V111H193ZM211 112H212V111H211ZM230 112H233L232 109L230 110ZM234 112H235V111H234ZM236 112H237V111H236ZM255 112H256V111H255ZM55 113H56V112H55ZM58 113H59V112H58ZM83 113H84V112H83ZM85 113H84V114H85ZM94 113H95V110H94ZM94 113H93V114H94ZM130 113L132 114V112H130ZM136 113H137V112H136ZM139 113H140V112H139ZM139 113H137V114H139ZM176 113H175V114H176ZM180 113H181V112H180ZM203 113H205V112H203ZM212 113H213V112H212ZM215 113H216V112H215ZM215 113H214V114H215ZM247 113H249V112H247ZM261 113H259V114H261ZM45 114H46V113H45ZM53 114H54L53 112H52V114H51V112H50L49 115H50V116H51V115L53 116ZM63 114H65V113H63ZM63 114H62V115H63ZM86 114H87V113H86ZM133 114H134V113H133ZM151 114H152V113H151ZM157 114H158V113H157ZM170 114H171V113H170ZM182 114H183V113H182ZM190 114L194 115V114L191 113V112H190ZM209 114H210V113H209ZM217 114H219V113H217ZM225 114H226V111H225ZM231 114L233 115V113H231ZM236 114H237V113H236ZM254 114H255V113H254ZM54 115H56V114H54ZM77 115H78V114H77ZM90 115H91V114H90ZM98 115H99V114H98ZM98 115L96 116L97 118H98ZM104 115H106V114L104 113ZM125 115H126V114H125ZM141 115H142V114L140 113V116H141ZM145 115H147V114L145 113L144 115H142L141 118H143V116H145ZM161 115H162V114H161ZM168 115H169V114H167V116H168ZM177 115H178V114H177ZM177 115H174V116L177 117ZM187 115H188V114H186V116H187ZM199 115H200V114H199ZM207 115H208V114H207ZM257 115H258V113H257ZM262 115H260V117H261ZM44 116H45V115H44ZM60 116H61V112H60ZM60 116H59V114H58V115H57V118H59ZM64 116H65V115H64ZM80 116H81V115H80ZM80 116H79V115L77 116L78 118H76V119H77L76 121H78V119L82 118V119L84 120V121H83V120L81 119L83 122H87V121H85V119H84L83 117H80ZM85 116H86V115H85ZM122 116H123V115H122ZM133 116H134V115H133ZM136 116H138V115H136ZM155 116H156V115H155ZM155 116H153V117H155ZM164 116H165V115H164ZM188 116H189V115H188ZM201 116H202V117H205L206 114H205V116H204L203 114H201ZM215 116H216V115H215ZM219 116H220V115H219ZM219 116H218V117H219ZM225 116H226V115H225ZM255 116H256V115H255ZM45 117H47V116H45ZM45 117H44V118H45ZM53 117L55 118L56 116H53ZM68 117H69V116H68ZM75 117H76V116H75ZM91 117H93V116H91ZM117 117H120V115H119V116L117 115ZM147 117H148V116H147ZM149 117H152V115H150ZM178 117H179V115H178ZM189 117H190V116H189ZM189 117H188V118H189ZM207 117H210V116H207ZM211 117H212V115H211ZM228 117H229V116H228ZM228 117H227V118L225 117V118L228 119ZM61 118H62V117H61ZM85 118H86V117H85ZM87 118H89V119L91 120L90 117H87ZM87 118H86V119H87ZM127 118H128V117H127ZM127 118H126V119H127ZM145 118H146V116H145ZM173 118H174V117H173ZM173 118H170V119L173 120ZM195 118H196V115H195ZM216 118H217V117H216ZM230 118H231V116H230ZM238 118H239V116H238ZM256 118H258V117H256ZM262 118H263V117H262ZM66 119H67V118H66ZM89 119H87V120L90 122ZM135 119H136V118H135ZM135 119H134V120H135ZM154 119H155V118H154ZM160 119H161V118H160ZM168 119H169V118H168ZM185 119H187V118H185ZM201 119H202V118H201ZM201 119H200V122H201ZM208 119H209V118H208ZM208 119H207V120H208ZM259 119H261V118H259ZM31 120H32V119H31ZM113 120H114V119H113ZM134 120H133V121H134ZM165 120H166V119H165ZM193 120H194V119H193ZM213 120H214V118H213ZM213 120H211V121H213ZM217 120H218V119H217ZM217 120H216V121H217ZM234 120H236V119H234ZM237 120H238V119H237ZM249 120H250V117H249ZM249 120H248V121H249ZM66 121H67V122H71V121H70V118L67 119ZM74 121H75V120H74ZM116 121H117V119H116ZM131 121H132V120H131ZM145 121H147V120H145ZM158 121H159V120H158ZM175 121H176V120H175ZM194 121H195V120H194ZM208 121H209V120H208ZM211 121H210V122H211ZM219 121H220V120H219ZM227 121H228V120H227ZM227 121L224 122V120H223L224 124H225ZM238 121H239V120H238ZM260 121H261V120H260ZM30 122H31V121H30ZM32 122H33V121H32ZM92 122H93V121H92ZM92 122H90V123L93 124V125L95 126L94 122H93V123H92ZM134 122L136 123V120H135ZM147 122H150V121H147ZM162 122H163V121H162ZM162 122H160V123H162ZM166 122H167V121H166ZM168 122L171 123L172 121L170 122V120H169ZM168 122H167V123H168ZM181 122H182V121H181ZM198 122H199V121H198ZM200 122H199V123H200ZM214 122H215V121H214ZM221 122H222V120H221ZM231 122H232V121H231ZM231 122H230V123H231ZM236 122H237V121H235L234 123H236ZM246 122H247V121H246ZM77 123H78V122H77ZM118 123H119V122H118ZM155 123H157V124H156V126H157V125H158V122H155ZM155 123H154V124H155ZM172 123H175V122H172ZM172 123H171V124H172ZM184 123H186V122H184ZM196 123H197V121H196ZM201 123H202V122H201ZM218 123H219V122H218ZM232 123H233V122H232ZM258 123H261V122H258ZM69 124H71V123H69ZM74 124H75V126H74L75 129H74V130H76V128H77V131H79V128L76 127V122H74ZM88 124H89V123H87V125H88ZM91 124H89V125L91 126ZM98 124H99V123H98ZM128 124H129V123H128ZM128 124H127V125H128ZM130 124H131V123H130ZM132 124H134V123H132ZM132 124H131V125H132ZM137 124H138V123H137ZM146 124H147V123H146ZM171 124H170V126H171ZM176 124L178 125L179 123L176 122ZM181 124H182V123H181ZM193 124H194V123H193ZM202 124H203V123H202ZM245 124H246V123H245ZM78 125H79V124H78ZM89 125H88V126H89ZM134 125H135V124H134ZM148 125H149V124H148ZM161 125H162V124H161ZM174 125H175V124H174ZM185 125H186V124H185ZM189 125H190V124H189ZM189 125H188V126H189ZM194 125H195V124H194ZM198 125H199V124H198ZM70 126H71V125H70ZM80 126H81V127H80V130H82L83 127H84V128H87V127H88V126L86 127V125H85L84 123L81 125V122H80ZM135 126H136V125H135ZM159 126H160V125H158V128H159ZM162 126L165 127L164 125H162ZM162 126H160V127H162ZM175 126H176V125H175ZM178 126H179V125H178ZM178 126H176V127H178ZM181 126H182V125H181ZM188 126H187V128H188ZM203 126H204V125H203ZM214 126H215V125H214ZM220 126H221V125H220ZM241 126H242V125H241ZM249 126H250V125H249ZM251 126H252V125H251ZM261 126H264V125H261ZM66 127H67V124H66ZM68 127H69V126H68ZM68 127H67V128H68ZM92 127H93V126H92ZM92 127H91V128H92ZM96 127H97V126H96ZM124 127H125V126H124ZM137 127H138V126H137ZM143 127H144V126H143ZM166 127H169L168 124L166 125ZM246 127H247V126H246ZM81 128H82V129H81ZM91 128H90V129H91ZM130 128H131V127H130ZM134 128H135V127H134ZM148 128H150V127H148ZM154 128H155V125H154ZM172 128H173V127H172ZM184 128H185V127H184ZM187 128H185V129L187 130ZM202 128H204V127H202ZM28 129H29V128H28ZM68 129H69V131H70V130H73V128L71 129V127H69ZM90 129H87V130L89 131V133L91 132V133L93 134V132L96 131V130H95V129H96L95 127H94V130H95V131L90 130ZM104 129H105V128H104ZM139 129H140V127H139ZM143 129H144V128H143ZM159 129L161 130V128H159ZM167 129H169V128H167ZM167 129H166V131H168ZM175 129H177V128H175ZM204 129H205V128H204ZM211 129L213 130V128H210V130H211ZM227 129H229V128H227ZM235 129H236V128H235ZM242 129H243V128H242ZM87 130L84 129V131H80V132H81V133L84 132V133H83V135H84V134H85V131H86L87 135H89ZM130 130H131V129H130ZM181 130H182V127H181ZM222 130H223V129H222ZM239 130H240V129H239ZM138 131H139V130H138ZM146 131H147V129H146ZM155 131H156V129H155ZM164 131H165V129H164ZM175 131H176V130H175ZM183 131H184V129L181 131V132H182V133H181L182 135H184V134H183ZM188 131H190V130L188 129ZM224 131H225V129H224ZM226 131H227V130H226ZM231 131H232V130H231ZM245 131H246V130H245ZM252 131H253V130H252ZM24 132L26 133V131H24ZM71 132H72V131H70V133H71ZM80 132H79V133H80ZM136 132H137V130H136ZM142 132H143V130H142ZM150 132H151V131H150ZM153 132H154V131H153ZM161 132H163V129H162ZM161 132H160V133H161ZM168 132H169V131H168ZM168 132H167V133H168ZM185 132H186V131H185ZM215 132H216V131H215ZM220 132H221V131H220ZM253 132H254V131H253ZM263 132H264V131H263ZM70 133H69V134H70ZM73 133H75V134H74L75 136L73 135ZM96 133H97V131H96ZM96 133H95V136H96V138H97ZM139 133H141V132L139 131ZM148 133H149V132H148ZM157 133H158V132H157ZM160 133H159V134H160ZM174 133H176V132H174ZM178 133H179V132H178ZM178 133H177V134H178ZM187 133H188V132H187ZM187 133H185V134H187ZM189 133H191V132H189ZM193 133H194V132H193ZM193 133H192V135H193ZM212 133H214V132H212ZM228 133H229V131H228ZM235 133H236V132H235ZM238 133H239V131H238ZM143 134H144V133H143ZM162 134H164V132L161 133V135H162ZM169 134H171V133H169ZM181 134H180V135H176V138H177V139L175 138V136H174L175 134H174L173 137H172L173 139L175 138L174 141H175V140H179V139L182 137ZM206 134H207V133H206ZM209 134H210V133H209ZM209 134H208V135H209ZM219 134H220V133H219ZM219 134L217 133V135H219ZM251 134H252V133H251ZM257 134H258V133H257ZM71 135L73 136V140H74V137H76V135L79 136L78 133H77L76 131H75V132H72ZM81 135H82V134H81ZM81 135H80V136H81ZM90 135H91V134H90ZM145 135H146V133L144 134V136H145ZM165 135H167V134L165 133ZM190 135H191V134H189V136H190ZM223 135H224V134H223ZM230 135H231V133H230ZM233 135H234V132H233V134L231 135V136H232V139H233ZM238 135H239V134H238ZM248 135H249V134H248ZM23 136H24V135H23ZM23 136H22V137H23ZM25 136H27V135L25 134ZM84 136H85V135H84ZM84 136H82L81 139H79V140L84 139V141H85V137H87V136H85V137H84ZM129 136H130V135H129ZM138 136H139V135H138ZM156 136H157V135H156ZM170 136H171V135H170ZM170 136H169V137H170ZM177 136H178V137H177ZM179 136H180V138H179ZM184 136H185V135H184ZM189 136H188V137H189ZM214 136H215V134H214ZM90 137H91V138H90ZM90 137H89V139H91V142H93L92 139L95 138L94 135H91ZM161 137H163V135H162ZM167 137H168V136H167ZM167 137H166V138H167ZM169 137H168V138H169ZM188 137L185 136L184 138H185V139H186V138L188 139ZM192 137H194V136H192ZM192 137H191V138H192ZM206 137H207V136H206ZM237 137H238V136H237ZM258 137H259V135H258ZM78 138H79V137H78ZM129 138H131V137H129ZM140 138H141V136H140ZM140 138H139V140H140ZM142 138H143V137H142ZM155 138H156V137H155ZM164 138H165V136H164ZM170 138H171V137H170ZM178 138H179V139H178ZM191 138H190V139H191ZM207 138H208V137H207ZM218 138L221 139L222 137H219V136H218ZM224 138H225V140H226V137H224ZM246 138H247V137H246ZM249 138H250V137H249ZM252 138H253V137H252ZM87 139H88V138H87ZM145 139H146V138H145ZM156 139H157V138H156ZM160 139H161V138H160ZM185 139L182 138V139L180 140V143L184 142ZM194 139H195V137H194ZM227 139H228V137H227ZM236 139H238V138H236ZM259 139H260V137H259ZM132 140H133V139H132ZM148 140H149V139H148ZM195 140H196V139H195ZM202 140H203V139H202ZM222 140H224V139H222ZM84 141L82 140V143H80V144L84 145V144L86 143V145H84V146H87V145L89 146V144H88L87 142H84ZM88 141L90 142V140H88ZM145 141H147V139H146ZM153 141H154V140H153ZM187 141H188V140H187ZM187 141L185 140V143H186ZM191 141L194 142L193 140H191ZM226 141H228V140H226ZM226 141H225V142H226ZM234 141H235V140H234ZM237 141H238V140H237ZM80 142H81V141H80ZM83 142H84V143H83ZM147 142H148V141H147ZM150 142H151V141H150ZM157 142H158V139H157ZM164 142H165V141H164ZM177 142H179V141H177ZM188 142H190V141H188ZM197 142H198V141H197ZM205 142H206V141H205ZM217 142H218V141H217ZM231 142H233V140H232ZM76 143H77V142H76ZM126 143H127V142H126ZM151 143H152V142H151ZM153 143H154V142H153ZM172 143H173V142H172ZM185 143H183V144H185ZM206 143H207V142H206ZM208 143H209V142H208ZM228 143H229V142H228ZM233 143H234V142H233ZM235 143H236V142H235ZM92 144H94V146H95V140H94L93 143H91V145H92ZM183 144H182V145H183ZM193 144H194V143H193ZM222 144H223V143H222ZM225 144H226V143H225ZM231 144H232V143H231ZM236 144H237V143H236ZM78 145H79V143H78ZM128 145H129V144H128ZM128 145H127V146H128ZM139 145H140V144H139ZM144 145H145V144H144ZM150 145H151V144H150ZM153 145H154V144H153ZM153 145H151L152 149H153ZM166 145H167V144H166ZM166 145H165V146H166ZM173 145H174V144H173ZM173 145H172V147H173ZM175 145L177 146V143H176ZM194 145H195V144H194ZM196 145H197V144H196ZM196 145H195V146H196ZM232 145H233V144H232ZM84 146H83V147H84ZM140 146H141V145H140ZM157 146H158V145H157ZM161 146H162V144H161ZM167 146H168V145H167ZM169 146H170V145H169ZM176 146H174V147L176 148ZM210 146H211V145H210ZM224 146H225V145H224ZM234 146H235V145H234ZM240 146H241V145H240ZM149 147H150V146H149V144H148V149H149ZM163 147H164V146H163ZM196 147H199V145L196 146ZM236 147H237V146H236ZM87 148H88V147H85V149H87ZM91 148H92V147H91ZM141 148H142V147H141ZM164 148H165V147H164ZM167 148H168V147H167ZM204 148H206V147H204ZM208 148L210 149V148H212V147H208ZM231 148H232V146H231ZM237 148H238V147H237ZM89 149H90V148H89ZM136 149H137V148H136ZM155 149H156V147H155ZM159 149H160V148H159ZM169 149H170V147H169ZM180 149H181V147H180ZM180 149H179V150H180ZM196 149H198V148H196ZM199 149H200V148H199ZM199 149H198V150H199ZM234 149H236V148H234ZM134 150H135V149H134ZM143 150H144V149H143ZM163 150H164V149H163ZM175 150H176V149H175ZM88 151H89V154H90L91 151H90V150H88ZM180 151H181V150H180ZM189 151H190V150H189ZM210 151H211V150H210ZM217 151H218V150H217ZM227 151H228V150H227ZM236 151H237V150H236ZM85 152H86V151H85ZM109 152H110V151H109ZM109 152H108V153H109ZM160 152H161V151H160ZM167 152H169V151H167ZM214 152H215V151H214ZM214 152H213V153H214ZM110 153H112V152H110ZM158 153H159V152H158ZM162 153H163V152H162ZM171 153H172V152H171ZM185 153H186V152H185ZM215 153H216V152H215ZM226 153H227V152H226ZM238 153H239V152H237V154H234V155L239 156ZM248 153H249V152H247V154H248ZM145 154H146V152H145ZM169 154H170V153H169ZM174 154H175V153H174ZM180 154H181V153H180ZM189 154H190L189 156L191 157V156H192V155H191L192 153L190 152ZM194 154H195V153H194ZM239 154L242 155L241 152H240ZM98 155H99V153H98ZM127 155H128V154H127ZM146 155H147V154H146ZM161 155H164V154H161ZM167 155H168V154H167ZM182 155H183V152H182ZM200 155H201V154H200ZM213 155H214V154H213ZM216 155H217V154H216ZM225 155H226V154H225ZM241 155H240V157H243V156H241ZM93 156H94V158H93V160H94V159L96 158L95 156H97V155L95 154V155H93ZM121 156H122V158L125 157V155H124V156L121 155ZM154 156H155V155H154ZM156 156H157V155H156ZM171 156H172V154H171ZM186 156H188V155H186ZM194 156H195V155H194ZM197 156H198V155H197ZM204 156H205V155H204ZM91 157H92V156H91ZM137 157H138V156H137ZM137 157H134V158H137ZM140 157L142 158V156H140ZM166 157H167V156H166ZM169 157H170V156H169ZM172 157H173V156H172ZM230 157H231V156H230ZM230 157H228V158H230ZM97 158H98V157H97ZM107 158H108V157H107ZM111 158H112V157H111ZM113 158H114V157H113ZM116 158H117V157H116ZM160 158H161V157H160ZM162 158L166 159L164 156H163ZM167 158H168V157H167ZM174 158H175V156H174ZM183 158H184V157H183ZM188 158H189V157H188ZM191 158H193V157H191ZM191 158H190V159H191ZM252 158H253V157H252ZM254 158H255V157H254ZM138 159H139V158H138ZM151 159H152V158H151ZM170 159H171V158H170ZM198 159L200 160V158H198ZM96 160H97V159H96ZM124 160H125V159H124ZM142 160H143V158H142ZM156 160H157V159H156ZM193 160H196V159H193ZM199 160H198V163H200ZM201 160H202V159H201ZM205 160H206V159H205ZM205 160H204L203 162H206ZM235 160H236V159H235ZM255 160H256V158H255ZM175 161H176V160H175ZM175 161H174V163H175ZM178 161H179V159H178ZM184 161H185V160H184ZM225 161H226V159H225ZM232 161H233V160H232ZM239 161H240V159H239ZM243 161H244V160H243ZM246 161H248V159H246ZM123 162H124V161H123ZM136 162H139V161L137 160ZM161 162H162V161H161ZM163 162H164V161H163ZM187 162H189V161H187ZM195 162H196V161H195ZM195 162H193V164H194ZM201 162H202V161H201ZM121 163H122V162H121ZM125 163H126V162H125ZM131 163H132V161H131ZM140 163H141V162H140ZM142 163H143V162H142ZM142 163H141V166H143ZM149 163H150V161H149ZM159 163H160V162H159ZM171 163H172V161H171ZM207 163H208V162H206L205 165H207ZM237 163H238V162H237ZM239 163H240V162H239ZM252 163L255 164L254 161H253ZM2 164H3V163H2ZM2 164H1V166H2ZM119 164H120V163H119ZM134 164H135V163H134ZM177 164H178V163H177ZM180 164H181V163H180ZM180 164H178V167H177L176 164H175V165H176L177 168H179V165H180ZM185 164H187V163H185ZM190 164H192V162H190ZM202 164H203V163H202ZM249 164H251V163H249ZM3 165H4V164H3ZM138 165H139V164H138ZM159 165H161V166L163 165V166H164V165H166V164L164 163V164H159ZM187 165H188L187 168H189V166H191V165H189V164H187ZM187 165H186V166H187ZM197 165L199 166V164H197ZM213 165H214V164H213ZM220 165H221V164H220ZM247 165H248V164H247ZM251 165H252V164H251ZM120 166H121V164H120ZM192 166H193V165H192ZM203 166H204V165H202V167H203ZM228 166H230V165H228ZM228 166H227V167H228ZM240 166H241V164H240ZM2 167H3V166H2ZM4 167H5V166H4ZM25 167H26V165H25ZM181 167H182V165H181ZM200 167H201V166H200ZM231 167H232V166H231ZM255 167H256V165H255ZM23 168H24V166H23ZM168 168H169V166H168ZM185 168H186V167H185ZM204 168H205V167H204ZM206 168H208V167H206ZM243 168H244V166H243ZM6 169H7V168H6ZM51 169H52V168H51ZM134 169H135V168H134ZM141 169H143V168H141ZM169 169H170V168H169ZM194 169L196 170V168H194ZM194 169L191 168V167L189 168V170H191V171L194 170ZM201 169H202V171H203V168H201ZM228 169H229V168H228ZM241 169H242V167H241ZM24 170H27V167H26V169H24ZM47 170H49V169H47ZM52 170H53V169H52ZM101 170H102V169H101ZM129 170H130V169H129ZM137 170H138V169H137ZM159 170H160V169H159ZM173 170H174V169H173ZM175 170H177V169L175 168ZM181 170H182V169H180V172H181ZM189 170H188V171H189ZM198 170H200L199 167H198ZM198 170H197V171H198ZM230 170H231V169H230ZM244 170H245V169H244ZM249 170H250V169H249ZM251 170H252V169H251ZM50 171H51V170H50ZM146 171H147V170H146ZM160 171L162 172V170H160ZM170 171H171V170H170ZM202 171L200 170V171H198V173H201ZM206 171H207V170H206ZM208 171H210V170H208ZM221 171H222V170H221ZM25 172H26V171H25ZM51 172H52V171H51ZM51 172H50V173H51ZM76 172H77V171H76ZM161 172H160V173H161ZM182 172H183V171H182ZM218 172H219V171H218ZM223 172H224V171H223ZM252 172H253V171H252ZM23 173H24V171H23ZM78 173H80V172H78ZM99 173H100V172H99ZM146 173H147V172H146ZM150 173H151V172H150ZM167 173H168V172H167ZM176 173L180 174V176H181V173H179V171H177V172L174 173L175 176H176ZM183 173H184V172H183ZM192 173L195 174L196 172H195V171H194V172L192 171ZM203 173H204V171H203ZM203 173H201V174H203ZM206 173L208 174V172H205L204 174H206ZM214 173H215V172H214ZM221 173H222V172H221ZM230 173H231V172H230ZM230 173H229V174H230ZM235 173H238V172H235ZM235 173H234V174H235ZM239 173H240V172H239ZM243 173H244V172H243ZM24 174H27V173H24ZM24 174H23V175H24ZM74 174H75V173H74ZM80 174H81V173H80ZM163 174H164V173H163ZM163 174H162V175H163ZM189 174H191V172H190ZM201 174H200V175H201ZM204 174H203V175H204ZM223 174H224V173H223ZM241 174H242V173H241ZM249 174H251V173H249ZM21 175H22V174H21ZM29 175H30V174H29ZM53 175H54V173H53ZM64 175H65V174H64ZM68 175H69V174H68ZM75 175H76V174H75ZM86 175H87V174H86ZM191 175H192V174H191ZM197 175H198V174H197ZM242 175H243V174H242ZM254 175H255V174H254ZM31 176H33V175H31ZM31 176H30V177H31ZM36 176L39 177V174H38V175H35V176H33V177H35V179H37ZM71 176H72V175H71ZM99 176H100V175H99ZM108 176H109V175H108ZM115 176H116V175H115ZM133 176H134V174H133ZM163 176H165V175H163ZM219 176H220V175H218V177H219ZM237 176H238V175H237ZM2 177H3V176H2ZM2 177H1V178H2ZM24 177H25V178H26V177L28 178L29 176L27 175V176H24ZM54 177H55V175H54ZM58 177H59V176H58ZM64 177H65V179H66V176H64ZM77 177H78V176H77ZM104 177H105V176H104ZM131 177H132V176H131ZM170 177H171V176H170ZM176 177H177V176H176ZM188 177H189V175H188ZM188 177L185 175V178H186L185 181H186V180H189ZM253 177H254V176H253ZM14 178L17 179V177H14ZM27 178H26L25 182H26V181L28 182V179H29V178H28V179H27ZM31 178H32V177H31ZM106 178H107V175H106ZM111 178H112V177H111ZM136 178H137V176H136ZM153 178L155 179L154 176H153ZM165 178H166V177H165ZM172 178H173V181H174V176H173ZM187 178H188V179H187ZM205 178H206V177H205ZM208 178H209V177H208ZM208 178H206V179H208ZM235 178H237V177H235ZM243 178H245V176H244ZM243 178H242V179H243ZM246 178H247V177H246ZM248 178L251 179V176H248ZM248 178H247V179H248ZM255 178H256V176H255ZM8 179H9V177H8ZM22 179H23V178H22ZM33 179H34V178H33ZM62 179H63V178H62ZM69 179H70V177L68 178V180H69ZM84 179H85V178H84ZM101 179H103V176H102ZM151 179H152V178H151ZM154 179H152V180H154ZM166 179H167V178H166ZM178 179L180 180L179 177H178ZM178 179H177V180H178ZM218 179H219V178H218ZM247 179H246V180H247ZM2 180H3V179H2ZM9 180H10V179H9ZM38 180H40V179L38 178ZM54 180H55V179H54ZM58 180H59V178H58ZM58 180H57V181H58ZM63 180H64V179H63ZM72 180H73V179H72ZM107 180H108V179H107ZM107 180H106V181H107ZM133 180H135V178H134ZM136 180H137V179H136ZM147 180H148V179H147ZM163 180H164V178H163ZM233 180H234V179H233ZM237 180H238V179H236V182H237ZM10 181H11V180H10ZM10 181H9V182H10ZM23 181H24V180H23ZM98 181H99V180H98ZM149 181H150V179H149ZM164 181H165V180H164ZM166 181H170V180H166ZM181 181H182V177H181ZM181 181H179V183H180ZM243 181H244V180H243ZM15 182H16V181H15ZM15 182H14V183H15ZM18 182H19V181H18ZM36 182L39 184L38 181H36ZM103 182H104V179H103ZM154 182H156V180H155ZM175 182H177V181H175ZM186 182H187V181H186ZM188 182H189V181H188ZM228 182H229V181H228ZM262 182H263V184H262ZM262 182H261V181L259 182V184L261 183V184L263 185V191H262V194H263V195L260 196V197H263V196H264V181H262ZM22 183L24 184V182H22ZM37 183H35L36 186H37ZM40 183H41V181H40ZM133 183H134V182H133ZM133 183H132V185H135V184L137 183V181H135V184H133ZM158 183H159V182H158ZM168 183H171V181L168 182ZM172 183H173V182H172ZM181 183H182V182H181ZM225 183H226V182H225ZM247 183H248V182H247ZM251 183L256 184V183H255V180H254V182H251ZM11 184H12V183H11ZM11 184H10V185H11ZM15 184H16V183H15ZM19 184H20V183H19ZM23 184H22V185H23ZM30 184H31V183H30ZM91 184H92V183H91ZM149 184H150V186H152L151 183H149ZM174 184H175V183H174ZM259 184H256V185H258V188H259V186H261V185H259ZM2 185H3V184H2ZM2 185H1V186H2ZM24 185H25V184H24ZM28 185H29V183H28ZM28 185H27V186H28ZM172 185H173V184H172ZM182 185H183V184H182ZM194 185H195V184H194ZM206 185H207V184H206ZM209 185H211V183H209ZM12 186H13V184H12ZM16 186H18V185H15V187H16ZM25 186H26V185H25ZM103 186H104V185H103ZM119 186H120V185H119ZM145 186H146V185H145ZM166 186H167V185H166ZM166 186H165V187H166ZM248 186H249V185H248ZM4 187H5V186H4ZM4 187H3V188H4ZM6 187H8V186H6ZM6 187H5V188H6ZM13 187H14V186H13ZM15 187H14V188H15ZM39 187H40V186H39ZM122 187H123V186H122ZM155 187H156V186H155ZM175 187H177V186H175ZM187 187H188V186H187ZM195 187H196V185H195ZM210 187H211V186H210ZM261 187H262V186H261ZM8 188H9V187H8ZM10 188H11V187H10ZM14 188H13V189H14ZM16 188H17V187H16ZM20 188H21V189H20L21 191H19V193L17 192V193L19 194V196H21V194H22L23 192H26L25 189H24V191L22 192L23 187H20ZM124 188H125V187H123V189H124ZM157 188L160 189L161 187L159 188V187L157 186ZM163 188H164V185H163ZM169 188H170V186H169ZM213 188H214V187H213ZM242 188H243V187H242ZM256 188H257V186H256ZM13 189H11V191H12ZM26 189H27V188H26ZM34 189H35V188H34ZM34 189H33V190H34ZM36 189H37V190H38V189L40 190V189H42V187H41V188H37V187H36ZM125 189H127V188H125ZM151 189H152V192L155 191L153 188H151ZM158 189H157V190H158ZM171 189H172V188H171ZM173 189H175V188H173ZM180 189H181V188H180ZM183 189H184V188H183ZM186 189H188V190H189V189H192V190H193V188H190V187H189V188H186ZM39 190H38V192H40ZM127 190H128V189H127ZM184 190H185V189H184ZM195 190H196V188H195ZM203 190H204V189H203ZM214 190H215V189H214ZM226 190H227V189H226ZM230 190H231V189H230ZM261 190H262V188L260 189V191H259V189H258L259 193L261 192ZM15 191H16V190L14 189L13 193H14ZM103 191H105V190H103ZM160 191H161V190H160ZM162 191H164V189H163ZM178 191H179V190H178ZM186 191H187V190H186ZM190 191H191V190H190ZM197 191H198V190H197ZM197 191H196V192H197ZM21 192H22V193H21ZM36 192H37V191H36ZM36 192H34V193L36 194ZM38 192H37V194L43 193L44 195H46L44 192H40V193H38ZM73 192H74V191H73ZM73 192H72V193H73ZM126 192H127V191H126ZM150 192H151V191H150ZM155 192H157V191H155ZM168 192H169V191H168ZM175 192H176V190H175ZM183 192H184V191H183ZM183 192H182V193H183ZM191 192H192V191H191ZM191 192H190V193H191ZM199 192H200V191H199ZM225 192H226V191H225ZM249 192H250V191H249ZM10 193H11V192H10ZM17 193H16V195H17ZM20 193H21V194H20ZM26 193H28V192H26ZM26 193L24 194V196H21L20 200L23 201V197H24V201H26V199H28V198H27L28 196H26V199H25V195H26ZM70 193H71V192H70ZM76 193H78V192H76ZM107 193H108V192H107ZM109 193H110V192H109ZM109 193H108V194H109ZM114 193H115V192H114ZM114 193H113L112 196L118 194L119 192L116 193V194H114ZM184 193H186V192H184ZM202 193H204V191H202L200 194H199V193H198V194L201 195ZM227 193H228V192H227ZM254 193H255V192H254ZM256 193H257V192H256ZM259 193H257V194H259ZM35 194H34V196H35ZM65 194H68V193H65ZM110 194H111V193H110ZM120 194H121V193H120ZM122 194H124V192H122ZM130 194H131V193H129V196H130ZM134 194H135V193H134ZM186 194H187V193H186ZM193 194H194V193H191V195H193ZM231 194H232V193H231ZM243 194H244V192H243ZM251 194H252V193H251ZM251 194H249V195H251ZM28 195H29V194H28ZM44 195H43V196H44ZM68 195H70V194H68ZM73 195H75V193H74ZM73 195H72V196H73ZM93 195H94V194H93ZM105 195H106V194H105ZM125 195H128V194L125 193ZM131 195H132V194H131ZM155 195H156V194H155ZM168 195H169V194H168ZM181 195H182V194H181ZM183 195H184V194H183ZM202 195H203V194H202ZM232 195H233V194H232ZM236 195H237V194H236ZM36 196H37V195H36ZM41 196H42V194L40 195V197H41ZM65 196H67V195H65ZM98 196H99V195H98ZM170 196H171V195H170ZM184 196H185V195H184ZM189 196H190V195H189ZM196 196H197V195H195L194 197H196ZM255 196H256V195H255ZM38 197H39V195H38ZM76 197H77V196H76ZM91 197H92V196H91ZM91 197H90V198H91ZM94 197H95V196H93L92 198H94ZM102 197H104V195H102ZM107 197H108V195H107ZM138 197H140V196H138ZM179 197H180V196H179ZM219 197H220V196H219ZM258 197H259V195H258ZM33 198H34V197H33ZM42 198H43V197H42ZM44 198H45V197H44ZM46 198H48V196H46ZM62 198H63V196H62ZM66 198H67V197H65V199H66ZM68 198H69V197H68ZM68 198L66 199V201L68 200ZM72 198H73V197H72ZM74 198H75V197H74ZM97 198H98V197H97ZM105 198H106V196H105ZM121 198H125V197L122 196V197H120V199H121ZM142 198H143V197H142ZM182 198H183V197H182ZM187 198H188V197H187ZM198 198H199V197H198ZM201 198H202V197H201ZM203 198L206 199V197H203ZM215 198H216V197H215ZM253 198H254V196H253ZM10 199H11V198H10ZM38 199H40V198H38ZM76 199H77V198H76ZM76 199H75V200H76ZM80 199H81V198H80ZM98 199H99V198H98ZM112 199H113V197H112ZM112 199H111V200H112ZM120 199H119V201H120ZM125 199H126V198H125ZM159 199H161V198L159 197ZM259 199H260V198H259ZM2 200H3V199H2ZM12 200H14V199H12ZM15 200H16V199H15ZM45 200H46V199H45ZM63 200H64V198H63ZM69 200H71V199H69ZM86 200L88 201V199H86ZM93 200L95 201V198H94ZM96 200H97V199H96ZM111 200H110V202H111ZM114 200H116L115 197H114ZM142 200H143V199H142ZM195 200H198V199L195 198ZM211 200H214V199H211ZM6 201H7V200H6ZM16 201H18V200H16ZM28 201H29V200H28ZM28 201H27L26 203H28ZM31 201H33V199H32ZM35 201H37V199H35ZM35 201H34V202H35ZM43 201H44V199H43ZM43 201H37V202H38V203H41V202H43ZM48 201H49V200L47 199L46 202H48ZM72 201H73V200H72ZM72 201H71V202H72ZM76 201H77V200H76ZM78 201H79V200H78ZM97 201H99V200H97ZM130 201H131V200L129 199V202H130ZM133 201H134V200H133ZM148 201H149V199H148ZM151 201H153V199H152ZM151 201H150V202H151ZM199 201H200V200H199ZM209 201H210V200H209ZM216 201H217V200H216ZM12 202H13V201H12ZM20 202H21V201H20ZM34 202H33V204H34ZM106 202H107V201H106ZM150 202H149V203H150ZM250 202H251V201H250ZM263 202H264V201H263ZM0 203H1V202H0ZM9 203H10V201H9ZM13 203H14V204H9V205H15V201H14ZM16 203L18 204V202H16ZM21 203H22V202H21ZM21 203H19V205H21ZM38 203H37V204H38ZM85 203H86V202H85ZM140 203H141V201H140ZM144 203H145V200H144ZM154 203H155V202H154ZM178 203H179V202H178ZM255 203H256V202H255ZM22 204H23V203H22ZM37 204H36V205H37ZM44 204H45V205H49V203L46 204L45 201H44V203L42 204V207H38V206H36L35 204L32 205V206H33V208H34V206L37 207V210L39 209V212H42V209H44L45 212H46V209L48 210V208H43V207H45ZM77 204H78V203H77ZM77 204H75V205H77ZM94 204H95V203H94ZM94 204H92V205H94ZM119 204H120V203H119ZM126 204H128V203H126ZM147 204H148V203H147ZM172 204H173V203H172ZM39 205H41V204H39ZM70 205H71V204H70ZM78 205H79V204H78ZM87 205H89V204H87ZM130 205H131V202H130ZM132 205H133V204H132ZM182 205H183V204H182ZM195 205H196V204H195ZM21 206H23V205H21ZM26 206H27V205H26ZM26 206H25V208H26ZM71 206H72V205H71ZM90 206H91V205H90ZM157 206H159V205H157ZM5 207H6V206H5ZM10 207H11V206H10ZM28 207H29V206H28ZM46 207H47V206H46ZM65 207H66V206H65ZM72 207H74V206H72ZM82 207H83V206H82ZM91 207H92V206H91ZM91 207H90V208H91ZM123 207H124V206H123ZM131 207L133 208V206H131ZM135 207H136V206H135ZM195 207H196V206H195ZM8 208H9V207H8ZM11 208H12V207H11ZM11 208H10V210H11ZM19 208H21V207H19ZM19 208H18V209H19ZM29 208H30V207H29ZM33 208H32V210H33ZM66 208H70V207H66ZM77 208H78V207H77ZM77 208H76V209H77ZM88 208H89V206H88ZM88 208H85V207H84V209H88ZM90 208H89V209H90ZM94 208H95V207H94ZM127 208H129V207H126V209H127ZM2 209H3V208H2ZM40 209H41V211H40ZM50 209H51V208H50ZM62 209H63V208H62ZM72 209L74 210L75 208H72ZM76 209H75L74 213H76V212L78 213V210H76ZM78 209H79V208H78ZM81 209H82V208H80V210H81ZM91 209H92V208H91ZM95 209L97 210V208H95ZM114 209H115V208H114ZM116 209H117V208H116ZM118 209L120 210V208H118ZM134 209H135V208H134ZM153 209H154V208H153ZM192 209H193V208H192ZM8 210H9V209H8ZM12 210H14V209H12ZM27 210H28V213H29L30 210H29V209H27ZM80 210H79V212H80ZM92 210H93V209H92ZM92 210H88L87 213H92V214H93ZM96 210H95V212H96ZM124 210H125V207H124ZM132 210H133V209H131V211H132ZM136 210H137V209H136ZM145 210H147V209H145ZM160 210H161V209H160ZM165 210H166V209H165ZM198 210H199V208H198ZM200 210H201V209H200ZM14 211H15V210H14ZM14 211L12 212V214H11V213H10V214H11V216H13V217L15 216L14 218H16L18 215L16 216V215H15L16 212H14ZM16 211H17V210H16ZM21 211H22V210H21ZM25 211H26V209H25ZM64 211H65V210H64ZM67 211H68V210H66V212H67ZM84 211H85V210H84ZM89 211H91V212H89ZM131 211L129 210V212H131ZM138 211H139V210H138ZM153 211H154V210H153ZM153 211H152V212H153ZM195 211H196V210H195ZM249 211H250V210H249ZM259 211H260V210H259ZM8 212H9V211H8ZM8 212H6V213H8ZM33 212H34V211H33ZM35 212H36V211H35ZM45 212L43 211L44 214H45ZM48 212H50V211L48 210ZM48 212H47V214H49V215H50V213L52 214V215H50L51 217L54 216V214L52 213V211H51L50 213H48ZM82 212H83V211H82ZM132 212L134 213L135 210L132 211ZM146 212H148V211H146ZM150 212H151V211H150ZM152 212H151V213H152ZM13 213H14V215H13ZM23 213H24V211H23ZM31 213H32V211H31ZM37 213H38V212H37ZM61 213H62V211H61ZM68 213H70V216H71V210H70ZM74 213H72V214H74ZM84 213H86V212H84ZM137 213H138V212H137ZM160 213H161V212H160ZM165 213H166V212H165ZM8 214H9V213H8ZM8 214H7V215H8ZM10 214H9V215H10ZM20 214H21V213H20ZM41 214H42V213H40L39 215H41ZM47 214H45V215L47 216ZM59 214H60V213H59ZM79 214H80V213L76 214V216H77L76 219H78V220L80 221L81 219L79 218V217H80ZM82 214H83V213H82ZM129 214H130V213H129ZM162 214H163V213H162ZM200 214H201V213H200ZM2 215H3V214H2ZM24 215H25V213H24ZM35 215H37V214H35ZM64 215L66 216L65 218H69V217H67L68 214L66 215V214L64 213ZM78 215H79V217H78ZM84 215H85V214H84ZM84 215H83V216H84ZM94 215H95V214H94ZM97 215H98V214H97ZM101 215H102V214H101ZM122 215H123V214H122ZM130 215H131V214H130ZM149 215H152V214H149ZM155 215H156V214H155ZM187 215H188V214H187ZM231 215H232V214H231ZM259 215H261V214H259ZM20 216H21V215H20ZM29 216H30V213H29ZM33 216H34V214H33ZM59 216L62 217L61 214H60ZM72 216H73V215H72ZM72 216H71V217H72ZM74 216H75V215H74ZM74 216H73V219L75 218ZM83 216H81V217L83 218L81 221L84 223V222L86 221L87 218H90L91 215L88 216V217L86 216L87 218H84ZM92 216H93V215H92ZM92 216H91V217H92ZM99 216H100V215H99ZM99 216H98V217H99ZM128 216H129V215H128ZM161 216H162V215H161ZM196 216H197V215H196ZM7 217H8V216H7ZM22 217H23V216H22ZM38 217H39V216H38ZM38 217H37V218H38ZM41 217H42V216H41ZM41 217H40L39 219H40V220H43L44 216H43L42 219H41ZM47 217H48V216H47ZM47 217H46V220H48ZM51 217H50V219H51ZM63 217H64V216H63ZM71 217H70V218H71ZM101 217H103V215H102ZM101 217H100V218H101ZM129 217H132V219H134V220L137 219V218H133L132 215L129 216ZM135 217H137V215H136ZM152 217H153V216H152ZM158 217H159V216H158ZM191 217H192V215H191ZM194 217H195V216H194ZM250 217H251V216H250ZM250 217H249V218H250ZM259 217H260V216H259ZM8 218H9V217H8ZM28 218L31 219V221L34 220V218H31V216L28 217ZM48 218H49V217H48ZM52 218H53V217H52ZM54 218H55V217H54ZM65 218H63V220H64L65 222H66V221H69V220H67V219L65 220ZM93 218H94V216H93ZM95 218H96V217H95ZM100 218H99V219H100ZM104 218H105V217H104ZM104 218H102V219H104ZM150 218H151V217H150ZM187 218H188V217H187ZM249 218H248V219H249ZM251 218H252V217H251ZM32 219H33V220H32ZM57 219H58V218H57ZM84 219H85V220H84ZM90 219H91V218H90ZM90 219H89V220H90ZM125 219H126V217H125ZM130 219H131V218H130ZM155 219H156V218H155ZM166 219H168V218L166 217ZM257 219H259V218H257ZM5 220H6V219H5ZM11 220L13 221L14 219H11ZM17 220H18V219H16V221L14 220V221L16 222V226H17V223H18ZM27 220H28V219L26 218V221H27ZM40 220H37V221H40ZM53 220L55 221V219H53ZM53 220H52V221H53ZM78 220H77V221H78ZM83 220H84V221H83ZM87 220H88V219H87ZM91 220H92V219H91ZM95 220H96V219H95ZM121 220H122V219H121ZM123 220H124V219H123ZM159 220H161V219L159 218ZM159 220H158V222H159ZM196 220H197V219H196ZM23 221H24V220H23ZM31 221L29 220V222H28L29 225H27V224L25 223L26 226H30V222H31ZM43 221L45 222V218H44ZM43 221H40V222H43ZM54 221H53V222H54ZM56 221H58V220H56ZM73 221H74V220H73ZM73 221H72L71 224H73ZM75 221H76V220H75ZM81 221H80V222H81ZM102 221H103V220H102ZM102 221H100V222H102ZM130 221H131V220H130ZM138 221H139V220H138ZM138 221H137V223H138ZM169 221H170V220H169ZM192 221H193V220H192ZM201 221H202V220H201ZM256 221H257V220H256ZM20 222H21V224H22L21 217H20ZM24 222H25V221H24ZM34 222H36V221H34ZM48 222H50V221L48 220ZM48 222H47V223H48ZM53 222H52V223H53ZM59 222H61V219H60V218H59ZM65 222H61V223H63V225H64ZM70 222H71V221H69V223H70ZM92 222H93V220H92ZM92 222H91V223H92ZM98 222H99V221H98ZM107 222H109V221H107ZM107 222H106V224H105V223H104V224L107 225V224H108ZM128 222H129V221H128ZM132 222H133V221H132ZM149 222H150V220H149ZM158 222H157V223H158ZM165 222H166V221H165ZM252 222L254 223V221H252ZM2 223H3V222H2ZM6 223H7V222H6ZM9 223H10V222H9ZM12 223H13V222H12ZM47 223H45V225H46ZM52 223H51V227H52ZM66 223H67V222H66ZM69 223H68V224H69ZM74 223H75V222H74ZM94 223H95V222H93L92 224H94ZM195 223H196V221H195ZM246 223L248 224V222H246ZM32 224H33V223H32ZM34 224H36V223H34ZM34 224H33V225H34ZM37 224H38V225H37ZM37 224H36V225H37V227H38V226H39V223L37 222ZM54 224L57 225L56 223H54ZM71 224H69V225H71ZM81 224H82V223H81ZM81 224L79 223V225H81ZM88 224H89V223H88ZM92 224H91V225L84 224V225H87V226L89 227V226H92ZM98 224H99V223H98ZM98 224H97V225H98ZM101 224H102V223H101ZM142 224H144V221L142 222ZM149 224H150V223H149ZM154 224H155V223H154ZM167 224H168V223H167ZM198 224H199V223H198ZM2 225H3V224H2ZM4 225H5V224H4ZM6 225H7V224H6ZM19 225H20V224L18 223V227H19ZM33 225H31L30 227H33ZM58 225H59V224H58ZM73 225H74V227H73V226H70V227H71V228L73 227L72 230H75V229L78 227V226H77L78 223H75V224H73ZM75 225H76L77 227H75ZM84 225H83V226H84ZM95 225H96V224H95ZM110 225H111V224H110ZM117 225H118V224H117ZM134 225H135V224H134ZM146 225H147V223H146ZM171 225H172V224H171ZM173 225H174V224H173ZM14 226H15V225H14ZM20 226H21V225H20ZM23 226H24V225H23ZM49 226H50V225H49ZM61 226H62V224H61ZM61 226L59 225V228H61ZM83 226L81 225V226H79V228H77V229H78L79 231H82V230H80V229H82V228H80V227H83ZM102 226H104V225L102 224ZM157 226H158V225H157ZM195 226H196V225H195ZM258 226H259V225H258ZM2 227H4V226H2ZM6 227H7V226H6ZM8 227H9V226H8ZM21 227H22V226H21ZM21 227H20V228H21ZM41 227H42V225H41L38 229H40ZM107 227H108V226H107ZM138 227H139V226H138ZM166 227H168V225H167ZM193 227H194V226H193ZM254 227H255V225H254ZM4 228H5V227H4ZM14 228H15V227H14ZM16 228H17V227H16ZM22 228H23V227H22ZM34 228H35V227H34ZM42 228H43V227H42ZM63 228H64V227H63ZM65 228H67L66 224H65ZM83 228H84V227H83ZM148 228H150V227H148ZM151 228H152V227H151ZM168 228H169V227H168ZM18 229H19V228H17V230H18ZM24 229H29V228H26V227H25ZM31 229H32V228H31ZM35 229H36V228H35ZM45 229H47V228L44 227V230H45ZM52 229H53V228H52ZM55 229H57V227H56V228L54 227L53 230H55ZM77 229H76L75 232L73 231L74 234L77 233V234H79V235H83L84 238H85V240H86V242H87V239H90V238H89L90 236L88 237L87 234H86V236H85L82 232H79V231L77 232ZM84 229H86V228H84ZM99 229H100V228H99ZM133 229H134V227H133ZM250 229H251V228H250ZM256 229H257V228H256ZM7 230H8V229H6V230L3 229V231H7ZM13 230H14V229H13ZM17 230H16V231H17ZM20 230H21V229H20ZM42 230H43V229H42ZM42 230H39V231H37V232L40 233ZM53 230H50V231H53ZM66 230L69 231V228L66 229ZM66 230H65V229H64V231L61 230V231H62V232H61L62 234H61V235H58V236H62V235L66 236V234H64ZM96 230H97V229H96ZM118 230H119V229H118ZM120 230H121V229H120ZM135 230H136V229H135ZM165 230H166V229H165ZM198 230H199V229H198ZM198 230H197V231H198ZM200 230H201V229H200ZM200 230H199V231H200ZM211 230H212V229H211ZM3 231H1V235L6 234V233L2 234ZM14 231H15V230H14ZM14 231H12V232L10 231V233L14 234V233H13ZM24 231H25V230H24ZM24 231H21V233L24 232ZM45 231H46V230H45ZM48 231H49V230H48ZM48 231H46V232H48ZM58 231H60V230H58ZM68 231H67V232H68ZM84 231H86V230H84ZM102 231H103V230H102ZM102 231H100V232L102 233ZM104 231H105V230H104ZM104 231H103V232H104ZM166 231H167V230H166ZM168 231H169V230H168ZM168 231H167V232H168ZM179 231H180V230H179ZM205 231H206V230H205ZM7 232H8V231H7ZM35 232H36V231H35ZM43 232H44V231H43ZM73 232H72V234H73ZM94 232H95V231H94ZM94 232H93V233H94ZM96 232H97V231H96ZM123 232H124V231H123ZM161 232H162V231H161ZM164 232H165V231H164ZM250 232H251V231H250ZM257 232H258V231H257ZM257 232H256V233H257ZM19 233H20V231H19ZM24 233H25V232H24ZM24 233H23V234H24ZM27 233H28V232H27ZM31 233H32V232H31ZM39 233H38V234H39ZM54 233H55V231H54ZM68 233H69V232H68ZM70 233H71V232H70ZM80 233H81V234H80ZM97 233H99V232H97ZM104 233H106V232H104ZM131 233H132V230H131ZM139 233H140V232H139ZM145 233H146V232H145ZM179 233H180V232H179ZM12 234H11V235H12ZM17 234H18V233H17ZM34 234H37V233H34ZM42 234H43V233H42ZM46 234H47V233H46ZM57 234H58V233H57ZM57 234L55 233V235H57ZM59 234H60V233H59ZM125 234H126V233H125ZM133 234H134V233H133ZM151 234H152V233H151ZM168 234H169V233H168ZM171 234H172V232H171ZM173 234H174V232H173ZM200 234H202V233H200ZM235 234H236V233H235ZM248 234H249V233H248ZM251 234H252V233H251ZM251 234H250V236H251ZM254 234H255V233H254ZM6 235H7V234H6ZM27 235L30 236L29 234H27ZM32 235H33V234H32ZM43 235H44V234H43ZM48 235H49V234H48ZM48 235H46V236H48ZM51 235H52V234H50V236H51ZM67 235H69V234H67ZM88 235H89V234H88ZM90 235H91V232H90ZM162 235H163V233H162ZM262 235H263V234H262ZM12 236H14V235H12ZM28 236H27V237H28ZM44 236H45V235H44ZM58 236H57V237H58ZM69 236H72V237H73L72 240H74V241H75V239H77V237H78V236H76V235H69ZM69 236H68V237H69ZM74 236H76V238H75ZM83 236H82V239H83ZM93 236H95V235H93ZM183 236H184V235H183ZM183 236H182V237H183ZM196 236H197V235H196ZM256 236H257V235H256ZM4 237H6V236L4 235ZM7 237H8V236H7ZM23 237H25V235H23ZM34 237H35V236H34ZM48 237H49V236H48ZM53 237H54V236H53ZM53 237H52V240H53ZM55 237H56V236H55ZM80 237H81V236H80ZM87 237H88V238H87ZM130 237H131V236H130ZM137 237H138V236H137ZM152 237H153V236H152ZM158 237H159V236H158ZM172 237H173V236H172ZM205 237H207V235H206ZM252 237H253V236H252ZM61 238H62V237H61ZM91 238H92V237H91ZM107 238H109V236H108ZM107 238H106V239H107ZM146 238H147V237H146ZM169 238L172 239L171 236H169V237H168V240H167V239H166V240L170 242ZM173 238H174V237H173ZM184 238H185V237H184ZM8 239H9V238H7L6 241H8ZM22 239L25 240L26 238H22ZM28 239H29V238H28ZM47 239H49V238H47ZM50 239H51V238H50ZM58 239H59V238H58ZM82 239H81V240H82ZM154 239H155V238H154ZM175 239H176V237H175ZM203 239H204V237H203ZM259 239H260V238H259ZM52 240H51V241H52ZM98 240H99V239H98ZM101 240H102V239H101ZM127 240H128V241H131L130 238L127 239ZM197 240H198V239H197ZM21 241H22V240H21ZM42 241H43V240H42ZM48 241H50V240H46V237H45V241H44V242L46 243V242H48ZM61 241H62V239H61ZM78 241H79V239H78ZM78 241L76 240L75 242H78ZM82 241H84V240H82ZM108 241H109V240H108ZM108 241H106V242H108ZM139 241H140V240H139ZM192 241H193V240H192ZM247 241H248V240H247ZM22 242H23V241H22ZM26 242H27V241H26ZM55 242H56V241H55ZM55 242H54V244H55ZM57 242H59V241L57 240ZM57 242H56V243H57ZM63 242H64V240H63ZM63 242H62V243H63ZM65 242H66V241H65ZM65 242H64V243H65ZM67 242H68V239H67ZM79 242H80V241H79ZM92 242H93V241H92ZM137 242H138V241H137ZM171 242H172V241H171ZM209 242H210V241H209ZM209 242H208V243H209ZM239 242H240V241H239ZM24 243H25V241H24ZM48 243L50 244V242H48ZM48 243H46V245H49ZM52 243H53V242H52ZM88 243H89V241H88ZM93 243H94V242H93ZM99 243H100V242H99ZM140 243H142V242H140ZM140 243H139V244H140ZM166 243H167V242H166ZM172 243H173V242H172ZM57 244H58V243H57ZM91 244H92V243H91ZM96 244H97V243H96ZM110 244H112V243H110ZM169 244H171V243H169ZM199 244H200V243H199ZM50 245H51V244H50ZM60 245H61V244H60ZM72 245H73V244H72ZM78 245H79V244H78ZM222 245H223V244H222ZM256 245H257V244H256ZM9 246H10V244H9ZM12 246H14V245L12 244ZM52 246L54 247V246H56V245H52ZM52 246H51V247H52ZM57 246H58V247H56V248L54 247V248H55V249H58V250H56V251L58 252L60 249H59V245H57ZM75 246H76V245H75ZM80 246H82V245L80 244ZM90 246H91V245H90ZM93 246H94V244H93ZM96 246H97V245H96ZM208 246H209V245H208ZM208 246H207V247H208ZM248 246H249V245H248ZM258 246H259V245H258ZM1 247H2V246H1ZM64 247H65V246H64ZM64 247H62V248L65 249L66 247H65V248H64ZM67 247H68V246H67ZM76 247H77V246H76ZM85 247H86V246L83 245V249H86ZM139 247H140V246H139ZM171 247H172V246H171ZM173 247H175V245H174ZM173 247H172V248H173ZM182 247H183V246H182ZM249 247H251V246H249ZM4 248H5V247H4ZM68 248L71 249L70 246H69ZM73 248H74V247H73ZM77 248H78V249H79V248L82 249V247H79V246H78ZM87 248L90 249V247H87ZM94 248H95V247H94ZM200 248H201V247H200ZM200 248H199V249H200ZM251 248H253V247H251ZM66 249H67V248H66ZM81 249H79V250L81 251ZM89 249H88V251H89ZM99 249H101V248H99ZM123 249H124V248H123ZM175 249L177 250V247H175ZM207 249H208V248H207ZM207 249H206V250H207ZM222 249H223V248H222ZM247 249H248V248H247ZM136 250H137V249H136ZM165 250H166V249H165ZM186 250H187V249H186ZM200 250H201V249H200ZM248 250H249V249H248ZM74 251H75V249H74ZM77 251H78V250H77ZM82 251H83V250H82ZM84 251H86V250H84ZM163 251H164V249H163ZM252 251H253V250H252ZM136 252H137V251H136ZM178 252H179V251H178ZM184 252H185V251H184ZM249 252H250V251H249ZM70 253H71V252H70ZM70 253H69V254H70ZM75 253H76V252H75ZM78 253H79V252H77V254H78ZM185 253H186V252H185ZM187 253H188V252H187ZM187 253H186V255H187ZM193 253H195V252H193ZM16 254H17V253H16ZM29 254H30V253H29ZM57 254H58V253H57ZM61 254H62V253H61ZM66 254H68V253H66ZM82 254H83V252H82ZM124 254H125V253H124ZM135 254H136V253H135ZM168 254H169V253H168ZM168 254H166V255H168ZM176 254H177V251H176ZM196 254L198 255V253H196ZM205 254H207V253H205ZM247 254H248V253H247ZM260 254H261V253H260ZM7 255H8V254H7ZM19 255H20V253H19ZM55 255H56V254H55ZM80 255H81V254H80ZM115 255H116V254H115ZM155 255H156V254H155ZM203 255H204V254H203ZM203 255H202V257H203ZM248 255H249V254H248ZM263 255H264V254H263ZM8 256H9V255H8ZM17 256H18V255H17ZM23 256H24V254H23ZM23 256H22L21 259H23ZM25 256L27 257V255H25ZM29 256H30V255H29ZM67 256H68V255H67ZM69 256H70V255H69ZM71 256L73 257V254H72ZM78 256H79V254H78ZM78 256H77V258H78ZM90 256H91V255H90ZM204 256H205V255H204ZM207 256H208V255H207ZM258 256H260V255H258ZM261 256H262V255H261ZM84 257H85V256H84ZM84 257H83V258H84ZM115 257H117V255H116ZM115 257H114V258H115ZM160 257H161V256H160ZM160 257H159V258H160ZM199 257H200V256H199ZM202 257H201V259H202ZM249 257H250V255H249ZM1 258H2V257H1ZM10 258H11V257H10ZM16 258H17V257H16ZM54 258H55V256H54ZM59 258H60V257H59ZM79 258H80V257H79ZM79 258H78V260H79ZM85 258H86V257H85ZM87 258H88V257H87ZM90 258H91V257H90ZM106 258H107V257H106ZM128 258H129V257H128ZM181 258H182V257H181ZM52 259H53V258H52ZM65 259H66V258H65ZM74 259H76V258L71 259V261L74 260ZM94 259H95V258H94ZM96 259H97V258H96ZM115 259H116V258H115ZM155 259H156V258H155ZM247 259H248V258H247ZM251 259H252V258H251ZM258 259H259V258H258ZM2 260H3V259H0V262H1ZM11 260H12V258H11ZM86 260L89 261V262L94 261V260L91 261L90 259H85L84 261H86ZM98 260H99V259H98ZM118 260H119V259H118ZM151 260H152V259H151ZM189 260H190V259H189ZM245 260H246V259L244 258V261H245ZM17 261H19V260H17ZM17 261H16V262H17ZM55 261H56V260H55ZM61 261H62V260H61ZM67 261H68V260H67ZM75 261H76V263H78L77 260H75ZM96 261H97V260H96ZM235 261H236V260H235ZM237 261H238V260H237ZM261 261H262V260H261ZM56 262H57V261H56ZM97 262H98V261H97ZM97 262H96V263H97ZM115 262L117 263V260H116ZM130 262H131V261H130ZM198 262H199V261H198ZM203 262H204V261H203ZM247 262H248V261H247ZM53 263H54V261H53ZM53 263H51V264H53ZM61 263H62V262H61ZM70 263H71V262H70ZM79 263H80V261H79ZM79 263H78V264H79ZM99 263L101 264L100 261L98 262V264H99ZM104 263H105V262H104ZM118 263H119V262H118ZM199 263H200V262H199ZM201 263H202V262H201ZM218 263H219V262H218ZM241 263H242V262L239 261L237 264H241ZM15 264H16V263H15ZM55 264H57V263H55ZM72 264H75V263H72ZM88 264H89V263H88ZM93 264H95V263L93 262Z\"/></svg>",
	"mask_w": 264,
	"mask_h": 264
}]
</instances>
